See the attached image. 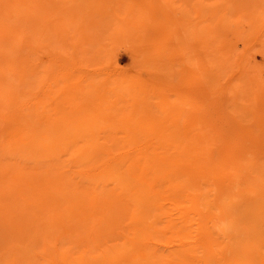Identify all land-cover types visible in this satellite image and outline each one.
I'll use <instances>...</instances> for the list:
<instances>
[{
  "label": "rangeland",
  "instance_id": "374dc122",
  "mask_svg": "<svg viewBox=\"0 0 264 264\" xmlns=\"http://www.w3.org/2000/svg\"><path fill=\"white\" fill-rule=\"evenodd\" d=\"M3 1V0H2ZM23 0H21V2H22ZM66 1V0H65ZM68 1V0H67ZM66 1V2H67ZM74 0H70V3H69V1H68V3L66 4L65 2H61V4H60V0H46L45 1V3H44V1L42 0H36V2L34 3V2H32L31 3V5H29L30 4V1H27V5L25 4V3H22V6H21V2H19V4H20V6L19 5H15V6H18V8H20V7H22V9H24L25 7V5L28 7V5H29V7L31 6V8H28V9H30V11H31V13H30V11L28 12L29 13V15H30V19H31V17L33 18V17H36V16H31L34 12L33 11H35V13H37L36 12V9H37V7H39L40 8V6H42V4L40 5L39 4V2L40 3H44L43 5H46V6H48V7H46V14H44V11H43V6H42V8H40V10H42L43 12H41V13H43V14H40V16L42 15L43 16V18H45V19H41L40 18V16L37 18L39 21L38 22H42V23H40V27H41V30L40 31H38L39 33L42 31V33H41V38L42 39H37V42L35 43L34 41H36L35 39L37 38L36 37V34H34V32H33V34H34V37H33V35L31 34L32 33V30L29 28L28 30H30L29 31V33L30 34H27L28 36H31L32 35V37H33V42L34 43H32V44H34L35 45V47H37L35 50H36V52H34L29 58L31 59V60H33V61H35V62H40V60H42V62H41V64H40V68L38 69L39 71H37V72H35V75H34V77H33V80L31 81V84H32V82L34 83V85H31L30 83H29V85H30V87L29 86H25V85H20L16 90H18V92H16V90H15V92H13L14 94V96L16 97V100L15 99H13V98H10V100L8 101L9 103H5L4 105L5 106H3V104L1 105L2 107H0V130L2 131H4L5 129H7V127L6 126H8V125H15L16 124V120L15 119H17V117L16 116H18V109H20L19 108V106L21 105V104H23V105H25L24 107H30L31 106V104L33 103V102H42V104H43V106H44V108L42 107V109H40V112H45V114H47L49 117H47V118H49V124H50V126H52V127H54V125L55 126H58L57 124H62V122L64 123V124H62V126H64V125H68V123H70V127L68 126V131L71 129L72 130V128H74L75 129V123H76V121L74 122V120L76 119V116L77 115H74V113H73V109H77V107L78 106H81L82 108L84 107L85 109H86V112H87V110H88V108H89V106L91 105L92 107H93V110H92V107H91V110H89V114H91V116L92 115H94V113L96 112V110H97V105H102L103 103H101L103 100V102H105V103H108V102H110L112 99H113V101L115 100V98L117 97L116 95H114L113 96V94H110V95H112V96H110L112 99L110 100V98H109V101L107 100L108 99V97L106 98V101H108V102H106L105 101V94H106V92L107 93H109L108 91H107V88H109V89H111V87L112 88H116V86H117V83L119 82V79L120 80H123V79H125V82H124V85L126 84V86H129V85H131V84H127V80H126V78L129 80V79H132L133 81H134V83H133V86L134 87H132V89L130 88V86H129V89L131 90V91H133V89H135V87H136V89L137 90H139V91H142L143 90V88H144V90H148L147 91V94H148V98L146 97V99H147V102L148 101H150V100H152V101H150L151 103L149 104V106L147 105V104H144V108L143 109H141L142 111H144V115H146L145 114V108H146V106L145 105H147V108H146V110H149V111H151L150 109H152V110H159V114H158V116L154 119H152L151 118V120L149 119V118H146V120L148 121L149 120V122L151 121V123L150 124H154L155 125V127H156V131L157 132H159L161 129H165V128H167V127H170V124L171 125H173V127L175 128L176 127V130L178 131V132H182V133H184V132H186L187 130L190 132H192L193 130L196 132V133H194L193 132V135L195 134H197V132L199 131V129H195V128H201V130H202V127H203V129H204V132H205V127H206V133L208 134L209 132L212 134L213 133V136H214V138H213V136L212 135H210V134H208L209 135V137L212 139V141L214 140H216L215 141V143H211V141L209 140V142H207V148L209 149H212L211 151H213V152H210V162H211V160H214V161H212L211 163H210V165L211 164H216L215 166H213V165H211V167H213V168H215L216 167V169H222V168H224V169H228V172H229V176H228V180H227V182H224V184H226V183H228V185H230V186H232V188H231V190H232V192L233 191H235V189H236V187H237V189H236V191L235 192H233L231 195H232V197H233V194L235 193V194H237V192L239 191V193H238V198L237 199H239L238 201H239V203L242 201V204L244 203V202H246L244 205H246V204H250L251 203V200L250 199H252L251 197H250V195H252V197L254 196L253 195V193L254 192H256V190H259V192L260 191H263L264 192V190H262V188L260 189L259 187H260V183H262V181H264V41H263V39H264V37H262L260 34H258V32L257 31H260L261 29L259 28V30L258 29H256V31H255V29H253L252 28V26H255V25H253L252 24V19L250 18V16L253 18V15H252V13H255L254 12V10L256 9L255 7H260L259 5H262V4H264V0L262 1V0H257L258 2V4L259 5H257V4H254V5H252L251 3L252 2H250V4L249 5H247V4H244V3H242L241 5L240 4H238L239 3V1H241V0H231V3L230 4H228V8H227V10L225 9V10H223L222 8H225L226 6L225 5H227V3H229V1L227 0H219V2H217L218 0H203L204 1V3H203V1H201V0H169V2L171 1V3H170V5L169 6H164L163 5V3L165 2V1H168V0H123L122 2H121V0H111V1H109V0H78L81 4H79V6L78 5H76V3L78 2L77 0L75 1V2H73ZM92 1H94L93 3H92ZM95 1H97V2H95ZM103 1V2H102ZM105 1V2H104ZM119 1V2H118ZM137 1V2H136ZM163 2V3H161V5H157V3L158 4H160L159 2ZM173 1V2H172ZM196 1V2H195ZM253 2H254V0H252ZM11 2V3H10ZM55 2H57L56 4H55ZM82 2H85L84 4L82 3ZM110 4H109V3ZM195 2V3H194ZM198 2H199V7H200V2L202 3V4H205L206 6H204L205 7V9H207V11L205 10V9H202V14H205L204 16L201 14V8H200V10H197L198 9ZM205 2H208V5H209V3H210V6H207V4L205 3ZM217 2V3H216ZM2 3V6L3 7H1L0 6V11L3 9V8H5V6H6V9H10V8H7V4H9V6L8 7H11L12 5H14V3H16V4H18V1L16 0H6V1H3V2H1ZM64 3V4H63ZM106 3V4H105ZM118 3H120L119 5H118ZM197 3V4H196ZM221 4V3H223V4H221L222 6L224 5V3H226L224 6L225 7H222L221 5H220V8L218 7L219 5H217V7L218 8H216V9H213V10H211L212 9V4H213V6L214 7H216V4ZM256 3V2H255ZM262 3V4H261ZM33 4V5H32ZM36 4H37V6H36ZM48 4V5H47ZM58 4H60V5H58ZM63 4V5H62ZM70 4V5H69ZM71 4H75V5H72L74 8H72V6H71ZM78 4V3H77ZM157 5V6H155V7H153V5ZM234 4V5H233ZM236 4H238L239 6H241V7H238V5H236ZM39 5V6H38ZM53 5V6H52ZM67 6V8H65V9H67V11H66V13H64L63 12V8L64 7H66ZM82 5V6H81ZM131 5V6H130ZM173 5V6H172ZM230 5H233V6H230ZM247 5L248 6V10L245 8V6ZM33 6V7H32ZM36 6V7H35ZM52 6V7H51ZM56 6V9L55 8H53V7H55ZM59 6V7H58ZM63 6V7H62ZM75 6H76V9H75ZM87 6V7H86ZM107 6V7H106ZM119 6V7H118ZM137 6H139V7H137ZM193 6H197L196 8H194ZM246 6V7H247ZM263 6V5H262ZM14 7V6H13ZM12 7V8H13ZM45 7V6H44ZM62 8L63 10H62V12L64 13V14H62V12H58L59 14H61V16L60 15H58V16H56V13H57V11L55 12L54 10H52L53 11V13H54V15L56 16V17H58V18H56L54 15H53V13H52V11L50 10L51 8H53V9H55V10H57V9H59V8ZM69 7L70 8H72V9H69ZM84 7V11H82L81 10V8H83ZM116 7V8H115ZM121 7V8H120ZM130 7H134V10H132V12H131V14H129V19H128V17L126 18V16H127V12H128V8L130 9ZM165 7V8H164ZM182 8V10H184V11H182L181 10V12H180V9ZM183 7H185L184 9H183ZM190 9H189V8ZM196 9V11L195 12H197L198 14H196L195 12H193L194 11V9ZM202 7V6H201ZM231 7H233L232 8V10H230V8ZM237 7V8H236ZM49 9V11H51L50 13H49V11L47 12V10ZM60 8V9H61ZM79 8V9H78ZM86 8V9H85ZM97 8V9H96ZM107 8L109 9V10H107ZM120 8V9H119ZM145 8V9H144ZM151 8V9H150ZM174 8V9H173ZM178 8H179V10H178ZM188 8V10H189V12H187L186 11V9ZM210 8V10H208ZM241 8H245L247 11H246V13H245V15H243L242 16V14L245 12V11H242L241 10ZM254 9V10H251V9ZM263 9H264V6L262 7ZM262 8H259V9H257V10H259V11H262L263 9ZM21 8H20V10H22ZM27 9V8H26ZM26 9H24V11L26 10ZM75 9V10H74ZM113 9L115 10L114 12H113ZM116 9H117V11H116ZM133 9V8H132ZM144 9V10H143ZM164 9V10H163ZM192 9H193V11H192ZM16 9L14 8V11H15ZM45 10V9H44ZM81 10V11H80ZM148 10H150V13H149V11ZM159 10V11H158ZM176 10V11H175ZM205 10V11H204ZM218 10V12H219V14H220V11L219 10H223L221 13H223L224 11H228V14L226 13V12H224L223 14L225 15V14H227L231 19H232V22H235V23H237V22H239V21H243V22H240L239 23V26H240V31H246L244 34L242 33V34H240V36H238L237 35V33L233 30V28H235L234 27V25L235 24H233L232 25V29H218V22L219 21H217L218 20V18H219V20H222V18H220L223 14H218V12H216ZM236 10V11H235ZM239 10H240V13H239ZM23 11V10H22ZM59 11V10H58ZM73 11V12H72ZM78 12V14H76L77 12ZM107 11V12H106ZM111 12L110 14H109V12ZM148 11V12H147ZM158 11V12H157ZM165 11H166V13H165ZM198 11H200V13L198 12ZM210 13H209V12ZM211 11H213L212 13H211ZM216 13H215V12ZM233 11V12H232ZM238 11V12H237ZM252 11V12H251ZM38 12H39V10H38ZM39 12V13H40ZM67 12H68V14H67ZM69 12H71L72 13V16L74 17H70L69 16V14H71V13H69ZM97 12V13H96ZM145 14H144V13ZM156 12V13H155ZM168 12H170V13H168ZM207 12V13H206ZM243 12V13H242ZM251 12V13H250ZM263 13H264V10L262 11ZM15 13H16V11H15ZM20 12H18V14H19ZM34 13V14H35ZM105 13V14H104ZM109 15H108V14ZM115 13V14H114ZM142 13H143V15H142ZM184 13H186V15L184 14ZM213 13H215L214 15H213ZM242 13V14H241ZM260 13V12H259ZM50 14V15H49ZM65 14H67V15H65ZM93 14H96V17H95V15L93 16ZM179 14V15H178ZM187 14H188V16H187ZM210 14V15H209ZM218 14V15H217ZM232 14V15H231ZM250 16H249V15ZM16 15H17V13H16ZM15 15V16H16ZM27 15V16H26ZM26 15H25V12L23 13V15H22V13H21V15H20V17H23V18H25V17H27L26 19L28 20V17H29V15L26 13ZM36 15V14H35ZM39 15V14H38ZM63 15H65V16H63ZM79 15V16H78ZM104 15H106V16H104ZM116 15V16H115ZM133 15V16H132ZM142 16V20H140L139 22H137L136 21V23H135V25L137 26H134V22H135V20H133V23L129 26L128 25V27H126V28H124L125 30H123V29H121V32L122 33H126V37L128 38V39H130V40H133L132 42H136L134 39H136V38H134L133 36H134V34H136V37L138 38L139 36H140V38H141V41H139V43H140V47H139V43H137L136 45L134 44V43H130V41H128L127 40V38H125V35H123V34H121V32H120V27H121V25H126L127 24V21H131L130 19H133L134 18V16L137 18H140L141 16ZM192 15V16H191ZM201 15H202V17H201ZM207 15H209V16H207ZM67 16L69 17V18H73V20H71V21H69V18H67ZM82 16H84L85 18H86V20H88L89 18H90V20H92L91 22H89V20L88 21H84L85 22V24H81L80 26H79V24H80V21L84 18H82ZM110 16V17H109ZM112 16H114V17H112ZM211 16H214V17H212L211 18ZM228 16H226L225 15V17H226V22H230L231 23V21H229V20H231L230 18H228ZM232 16V17H231ZM247 16H249V18L247 17ZM18 17V16H17ZM14 17V20L15 19H19L20 17ZM52 17V18H51ZM55 17V18H54ZM62 17H64V20L62 19V20H59V19H61ZM76 17V18H75ZM77 17H78V19L79 20H76L77 19ZM95 17V18H94ZM116 17V18H115ZM126 18V19H123V18ZM197 17V18H196ZM199 17V18H198ZM223 17V16H222ZM46 18H48V19H46ZM66 18L68 19L67 21H66ZM82 18V19H81ZM92 18V19H91ZM102 18V19H101ZM103 18H104V20H103ZM115 18V19H114ZM187 18H190L191 20H190V22L191 23H188V21H189V19H187ZM227 18H228V21H227ZM245 18V19H244ZM34 19V18H33ZM52 19V21H50ZM96 19V20H95ZM116 19H117V21H116ZM176 19V20H175ZM198 19V20H197ZM202 19V20H201ZM27 20H25V22H23V24H25L26 22H27ZM57 20H59L58 22H57ZM125 20V21H124ZM138 20V19H137ZM144 20H146V21H144ZM186 20V21H185ZM234 20V21H233ZM248 20H250L251 21V24H249V22L250 21H248ZM16 21V20H15ZM72 21L74 22V23H72ZM144 22V24H145V26L146 27H144V24H142V26L144 27V29H143V31H142V29H137L138 28V26L140 27V22ZM212 21V22H211ZM31 22V21H30ZM29 22V20H28V23L29 24H31ZM37 22V21H36ZM43 22H46V23H43ZM47 22H48V24H47ZM69 22H71V23H69ZM87 22H89V23H91V24H89V23H87ZM96 22V23H95ZM104 22V23H103ZM120 22V23H119ZM180 22V23H179ZM197 22V23H196ZM225 22V21H224ZM82 23V22H81ZM98 23V24H97ZM125 23V24H124ZM212 23V24H211ZM216 23V24H215ZM18 24H20V22L18 23ZM28 24V25H29ZM47 24V25H46ZM61 24H64V25H61ZM72 24V25H71ZM87 24V25H86ZM98 26H97V25ZM183 24V25H182ZM187 24H188V26H187ZM206 24V25H205ZM220 24V23H219ZM240 24H242V25H240ZM25 25H27V23L25 24ZM24 25V26H25ZM45 25V26H44ZM60 25V26H59ZM69 25V26H68ZM78 25V26H77ZM94 25V26H93ZM180 25V26H179ZM21 26H23L22 24H21ZM23 26V27H24ZM37 26H38V24H37ZM39 26H38V28H39ZM43 26H44V28H45V30H44V28H43ZM56 26H57V28L58 29H63V28H65V30L67 29V31L66 32H64V34L63 35H60L59 33H56L54 30H51V29H53L54 27L56 28ZM63 26V27H62ZM87 26V27H86ZM90 26V27H89ZM97 26V27H96ZM205 26V27H204ZM217 26V27H216ZM22 27V28H23ZM46 27H47V29H48V27H49V30H47L46 29ZM67 27V28H66ZM112 27V28H111ZM142 27V28H143ZM181 29H180V28ZM43 28V29H42ZM96 28V29H95ZM197 28L199 29L198 30V32L197 31H195L194 29H196L197 30ZM206 28V29H205ZM224 28V27H223ZM82 31V33L84 34L83 35V41H84V43H83V41H80V43L82 42V44H80L79 42H78V40H79V37H81V35H82V33H81V31ZM84 29H85V32H84ZM136 30V32H135V30ZM145 29H147V30H145ZM183 29V30H182ZM201 29V30H200ZM208 29L210 30L211 29V31H208ZM2 30V29H1ZM20 30H24V29H20ZM44 30V31H43ZM56 30V29H55ZM116 30H118V31H116ZM134 30V31H133ZM218 30V31H217ZM236 30V29H235ZM49 31V33H47ZM55 33H54V32ZM58 31V30H57ZM70 31V32H69ZM79 31V32H78ZM91 31V32H90ZM103 31V32H102ZM124 31H126V32H124ZM137 31H138V33H137ZM141 31V32H140ZM144 31L146 32L145 34V36L143 35V33H144ZM179 31V32H178ZM183 31V32H182ZM191 31V32H190ZM249 31V32H248ZM2 32H4V31H2ZM2 32L0 31V33H1V35H2ZM20 32V31H19ZM19 32H17V33H19ZM22 32V31H21ZM37 32V33H38ZM128 32H130V34L128 33ZM150 32V33H149ZM193 32V33H192ZM213 32V33H212ZM218 32V33H217ZM66 33V34H65ZM69 33V34H68ZM97 33V34H96ZM101 33V34H100ZM118 33V34H117ZM132 33V34H131ZM197 33L199 34V33H201L200 35H199V37H198V35H197ZM206 33V34H205ZM209 35H208V34ZM222 33V34H221ZM224 33V34H223ZM229 33V34H228ZM254 33V34H253ZM47 34H48V36H47ZM56 34V35H55ZM73 34V35H72ZM81 34V35H80ZM155 34V35H154ZM183 34H185L187 37L189 36V37H192V38H187L186 40H188V43H186L185 42V38H184V42H181V41H183V38L181 37ZM205 34V35H204ZM213 34H215V35H213ZM221 34V35H220ZM255 34H256V36H255ZM52 35V36H51ZM69 35V36H68ZM76 35V36H75ZM181 35V36H180ZM185 35H183V36H185ZM217 35V36H216ZM223 35V36H222ZM260 35V36H259ZM5 35L3 34V37H4ZM24 37L22 38L23 40H24V38H25V36H26V34L25 35H23ZM38 36V35H37ZM44 36V37H43ZM185 36V37H186ZM195 36V37H194ZM204 36H208V37H206V38H209V44L207 45V47L208 48H205L206 50L207 49H209V52L208 51H206L207 53H211V54H208L207 55V53L206 52H204L205 51V49H203L206 45H202V41L200 40L201 38H203ZM210 36V37H209ZM2 37V38H3ZM107 39H106V38ZM146 37V38H145ZM155 37V38H154ZM182 39H181V38ZM242 37V38H241ZM5 38V37H4ZM50 38V39H49ZM64 38V42L63 41H61V39H63ZM68 38H69V40H68ZM82 38V37H81ZM109 38H110V40H109ZM150 38V39H149ZM153 38V39H152ZM200 38V39H199ZM213 38V39H212ZM54 39V40H53ZM58 39V40H57ZM91 39H99V41L97 40L96 42H94L93 40V42H94V46H96L97 45V48H94V46H93V48L91 47L92 45H91V43L93 44V42L91 41L90 43H89V40H91ZM145 39V40H144ZM181 39V40H180ZM193 41H192V40ZM244 39V40H243ZM253 39V40H252ZM4 40V39H3ZM22 40V41H23ZM67 40H68V42H67ZM81 40V39H80ZM126 40L128 41V43H129V46H131V47H129V46H127L128 44L126 43ZM203 41H204V39H202ZM219 40V41H218ZM243 40V41H242ZM39 41V42H38ZM46 41V42H45ZM101 41V42H100ZM116 41V42H115ZM119 41H121L120 43H122V44H118V42ZM123 41V42H122ZM193 42V44L191 43V42ZM224 41V42H223ZM249 41V42H248ZM40 42H42V46L41 47H39V45H41L40 44ZM45 42V43H44ZM69 42H71V44L69 43ZM73 42H74V44H73ZM77 42V43H76ZM86 42V43H85ZM113 42V44L112 45H110V43H112ZM157 42H159V44L157 43ZM190 42V43H189ZM205 42V41H204ZM244 42V43H243ZM97 43H99V44H97ZM116 43V44H115ZM124 43V44H123ZM143 43H144V45H143ZM157 43V44H156ZM185 43V44H184ZM207 43H208V41H207ZM206 43V44H207ZM210 43H211V45H210ZM233 43H234V45H233ZM246 43H248V44H246ZM48 46H47V45ZM55 44V45H54ZM70 44V45H69ZM87 44H89V46L87 45ZM105 44V45H104ZM154 44V45H153ZM191 44V45H190ZM219 44V45H218ZM224 44V45H223ZM236 44H238V46L236 45ZM36 45H38V46H36ZM49 45H51V46H49ZM80 45H81V47H80ZM187 45H188V47H187ZM245 45V46H244ZM44 46H46V47H44ZM56 46V47H55ZM66 46V47H65ZM99 46V47H98ZM134 46H135V49H134V51L135 52H139L140 53V55H134V54H136V53H134L133 52V54H131V52L133 51V48H134ZM193 48H192V47ZM202 46H203V48H202ZM213 46V47H212ZM218 46V47H217ZM239 47V49L237 48L236 49V47ZM6 47V46H5ZM43 47V48H42ZM59 47V48H58ZM88 47H89V49H90V51H86V49L87 50H89L88 49ZM104 47H105V51H106V49L108 50V54L105 52L104 53ZM107 47V48H106ZM125 49H124V48ZM143 47H144V49H143ZM220 47V48H219ZM235 47V48H234ZM244 47H246V48H244ZM1 48V47H0ZM55 48V49H54ZM74 48V49H73ZM79 48H81V49H79ZM85 48V49H84ZM120 48H122V49H120ZM140 48V49H139ZM189 50H188V49ZM6 49V48H5ZM67 49V50H66ZM76 49V50H75ZM83 49V51H85L84 53H83V51H80V50H82ZM91 49H93V50H96V52L95 51H93V52H91L92 50ZM117 49H119V50H117ZM157 49V50H156ZM235 49V50H234ZM244 49V50H243ZM2 50V49H1ZM24 50H25V52H24ZM24 50H22L21 52H19L20 54H21V56H22V54H23V56H25L24 55V53L27 55L28 53H29V48H25ZM27 50V51H26ZM75 50V51H74ZM77 50H79V51H77ZM140 50H141V52H140ZM164 51L165 52V54L167 53V55H163V54H158V52H160V51ZM180 50H182V51H180ZM191 50V51H190ZM203 50V51H202ZM234 52H233V51ZM238 50V51H237ZM66 51H69V53L71 54H67V52ZM99 51V52H98ZM109 51H110V53H109ZM114 51V52H113ZM116 51V52H115ZM152 51V52H151ZM154 51V52H153ZM187 51V52H186ZM240 51V52H239ZM244 51V52H243ZM26 52H28V53H26ZM97 52H98V54H97ZM113 52V53H112ZM137 52V53H138ZM151 52V54H147V53H150ZM3 53L4 52H2L1 54H0V60H3L4 61V59L2 58L6 53H4V55H3ZM37 53H38V55H37ZM53 53H55L56 55H53ZM66 53V54H65ZM115 53V54H114ZM183 53H185V54H183ZM195 53V54H194ZM205 53V54H204ZM233 53V54H232ZM244 53V54H243ZM14 54H16V53H13L12 55H14ZM20 54H18V57H20ZM82 54H85V56H91L89 59H91V60H87V59H85V56H83ZM97 54V55H96ZM236 54V55H235ZM243 54V55H242ZM11 55V56H12ZM17 55V54H16ZM53 55V56H52ZM78 55V56H77ZM114 55V56H113ZM144 55H147V59L145 58V56ZM153 56L152 58H153V60H152V62L151 63H149V57L150 56ZM162 55V56H161ZM171 55H172V57H171ZM211 55V56H210ZM217 55V56H216ZM233 55V56H232ZM76 58H75V57ZM100 57V59H99V57ZM111 56H113V57H111ZM137 56H139V57H137ZM149 56V57H148ZM161 56V57H160ZM164 56H166V58L164 59ZM227 56V57H226ZM230 56V58L228 59V57ZM232 56V57H231ZM235 56V57H234ZM242 58H241V57ZM5 57H6V55H5ZM4 57V58H5ZM101 57H104L103 59H101ZM106 57H107V59H106ZM108 57H110L109 59L110 60H108ZM116 57V58H115ZM137 57V58H136ZM156 57V58H155ZM192 57V58H191ZM194 57V58H193ZM212 57H214L213 59H212ZM239 57V58H238ZM246 57V58H245ZM9 58H11V57H9ZM9 58H7V59H9ZM75 58V59H74ZM112 58L115 60V63L114 62H112ZM144 58V59H143ZM155 58V59H154ZM207 58V59H206ZM216 58V59H215ZM238 58V60H236ZM6 59V58H5ZM12 59V58H11ZM14 59H18L19 60V58H16V57H14ZM143 59V60H142ZM147 61H146V60ZM158 59V60H157ZM200 59V60H199ZM212 61H211V60ZM234 59V60H233ZM242 59V60H241ZM10 60V59H9ZM13 60V59H12ZM18 60H14L13 61V63H16V62H19ZM38 60V61H37ZM65 60V62H63ZM74 60V61H73ZM80 60V61H79ZM82 60V61H81ZM84 60V61H83ZM137 60H138V62H139V64H138V62H137ZM162 60H164V61H161ZM215 60V61H214ZM217 60V61H216ZM240 60V61H239ZM51 61V62H50ZM111 61V62H110ZM159 61V62H158ZM187 61V62H186ZM200 63H199V62ZM74 62V63H73ZM86 62H87V64H86ZM140 62H141V64H142V67L145 65V67L142 69V67H141V64H140ZM158 62V64L157 65H159L160 64V62L164 65V63H165V66H163L162 64V68L161 67H159L161 70L159 71V69L157 70V66H156V69L154 70V63L156 64ZM212 62V63H211ZM228 62V63H227ZM231 62H235V64H231ZM240 62V63H239ZM246 62V63H245ZM67 63V64H66ZM113 63V64H112ZM136 63V64H135ZM152 63H153V65H152ZM68 64H72V66L70 65V67H69V65ZM150 64V65H149ZM210 64V65H209ZM244 64L247 66V67H245L244 66ZM160 65V66H161ZM171 65V66H170ZM201 65V66H200ZM7 66H9V65H7ZM127 66V67H126ZM148 66V67H147ZM169 66V67H168ZM213 66V67H212ZM240 66H242V67H240ZM76 67V68H75ZM134 67V68H133ZM139 67V68H138ZM153 67V69H151ZM166 67V68H165ZM173 67V68H172ZM178 67V68H177ZM184 67V68H183ZM189 67V68H188ZM207 67V70L206 69H204V68H206ZM244 67V68H243ZM254 67V68H253ZM126 68V69H125ZM164 68V69H163ZM183 68V69H182ZM242 68H243V70H242ZM257 68V69H256ZM52 69V70H51ZM149 69H151V70H149ZM169 69H172L171 71H169L170 73H168V70ZM191 69V70H190ZM259 69V70H258ZM42 70V71H41ZM51 70V71H50ZM63 70V71H62ZM152 70H154V72L152 71ZM166 70H167V73H166ZM201 70V71H200ZM206 70V71H205ZM11 71V70H10ZM65 71H68V72H65ZM191 71H192V73H191ZM205 72V74H204V72ZM229 71V72H228ZM253 71V72H252ZM14 72V71H13ZM157 72V73H156ZM172 72V73H171ZM240 72V73H239ZM257 72V73H256ZM11 73H12V71H11ZM44 73V74H43ZM66 73H67V77L65 78V79H67L66 81L65 80H63L64 78H62L63 76H65L66 75ZM112 73L115 75V76H112ZM203 73V74H202ZM207 73V74H206ZM8 74H10V72L8 73ZM111 74V75H110ZM150 76H149V75ZM164 76H163V75ZM169 74V75H168ZM191 75L192 74V76H193V74H194V76L192 77V76H189L188 77V75ZM13 75V76H12ZM84 77H83V76ZM96 75V76H95ZM109 75V76H108ZM168 77H167V76ZM186 75V76H185ZM9 76V75H8ZM58 76H59V78H58ZM71 76H72V78H71ZM91 76V77H90ZM101 78H100V77ZM158 76V77H157ZM170 76H172V77H170ZM213 76V77H212ZM252 76H254V78L252 77ZM10 77H12L11 78V80L13 81L14 79H15V81L14 82H17L16 81V78L14 77V73L13 74H11V76ZM35 77H36V79H35ZM37 77H39V78H37ZM97 77H99L100 79H98ZM113 77V78H112ZM124 77V78H123ZM170 77V78H169ZM184 77H186V78H184ZM69 78V79H68ZM71 78V79H70ZM89 78V79H88ZM109 78V79H108ZM110 78H111V80L113 79L114 81L112 82V83H114L112 86H108L107 87V85H110V84H112L111 83V81H109L110 80ZM135 78H137L138 79V81H137V79L135 80ZM162 80H161V79ZM171 78H173V79H171ZM204 78V79H203ZM213 78V79H212ZM42 79V80H41ZM56 79H57V81H56ZM91 79V80H90ZM101 79H103L104 80V82H103V80H101ZM106 79V80H105ZM182 79V80H181ZM188 79H190V80H188ZM195 81H194V80ZM196 79L198 80V83H197V81H196ZM199 79L201 80L200 82H199ZM208 79V80H207ZM250 79V80H249ZM35 80H38V81H36L37 82V84H35L36 82H34ZM58 80H59V82H61L60 84H59V82H58ZM210 80V81H209ZM213 80V81H212ZM224 80V81H223ZM87 83H86V82ZM92 81H94V82H97V83H95V86L98 84V87H102V86H100V83L99 82H101V85H103V87H104V83H105V91H103V90H101L100 88V90L98 91V90H96V88H98V87H95L94 85V87H95V89H85L84 91H83V89L85 88V85H84V83H86L87 84V87L89 86L88 85V83L89 82H92ZM105 81H108V83L107 82H105ZM130 81V80H129ZM128 81V82H129ZM132 81V82H133ZM160 81V82H159ZM165 81H167V82H165ZM183 81V82H182ZM206 81H208V82H206ZM58 82V84H55V83H57ZM65 82V83H64ZM131 82V81H130ZM129 82V83H130ZM137 82H139V83H137ZM142 82H143V84H142ZM176 82H177V84H176ZM213 82V83H212ZM76 83H78V84H76ZM103 83V84H102ZM147 83V84H146ZM165 84V85H163L162 86V84ZM187 83H188V86H185V85H187ZM197 83V84H196ZM135 84V85H134ZM145 84V85H144ZM155 84V85H154ZM183 84V85H182ZM201 84V85H200ZM72 85H76V86H78V88H76L75 90H76V93H75V96H77V97H75V96H73V99H74V102H72V103H70V102H65L66 101V98H69L70 96V94L68 95V94H63V93H61V94H59L60 93V91H61V89H62V87H63V89H64V87L65 88H68V87H71ZM123 85V86H124ZM143 85L145 86V87H143ZM171 85V86H170ZM193 86V87H190V86ZM211 85V86H210ZM213 85H214V87H213ZM218 85V86H217ZM60 86H61V89H60ZM68 86V87H67ZM81 86H83V89H81ZM93 86H92V88H93ZM153 86H154V88H153ZM159 88H158V87ZM176 88H175V87ZM185 86V87H184ZM198 88H197V87ZM260 86V87H259ZM24 87H26V90H28V92H29V94H25V91L23 92V90H24ZM125 87V86H124ZM149 87V88H148ZM166 89V90H164V88ZM167 87L169 88V89H171V90H174V91H171V90H168L167 89ZM179 87H181V88H179ZM200 87H201V92H202V94H201V92L199 91L200 90ZM81 90H80V89ZM89 88H90V86H89ZM148 88V89H147ZM158 88V89H157ZM161 88H162V90H161ZM173 88H175V89H173ZM191 88V89H190ZM207 88V89H206ZM217 88V89H216ZM60 91H59V90ZM157 89V90H156ZM179 89V90H178ZM183 89V90H182ZM186 89V90H185ZM208 91V90H210L209 92H207L206 90ZM52 90H54V91H59V93L56 91L55 93H54V91H52ZM89 90H90V96H89ZM95 90V91H94ZM155 90V91H154ZM175 90H176V92H175ZM205 90V91H204ZM97 91V92H96ZM101 91H103V93H104V98H101V97H103V93L101 92ZM123 91H125V92H123ZM131 91H129L128 90V88L127 87H125V89H121V94H125V93H127L128 94V96L127 95H125L124 97H127V98H122V101L123 102H121V97L119 98V103H120V105L118 104V106H120V107H127V110H128V112H130V113H132L133 112V106H134V104H136V103H131L130 102V100L131 99H129L130 98V92ZM160 91V92H159ZM163 91V92H162ZM167 91V95H169V96H167L166 95V92ZM170 91V92H169ZM178 91V92H177ZM195 91V92H194ZM84 92H85V94H84ZM100 92V96L98 95V93ZM123 92V93H122ZM134 93H135V91H133ZM162 92V93H161ZM168 92L169 93H171V94H168ZM180 92H181V94H180ZM187 92H188V97L186 96L187 95ZM190 92V93H189ZM192 92H194V94H191ZM80 93V94H79ZM83 93V94H82ZM93 93H94V95H93ZM110 93H112V92H110ZM138 93H140V92H138V91H136V93L135 94H138ZM160 93V94H159ZM164 93H165V95H166V97H170V95H172L174 98H172V97H170L169 99H167L166 97H165V95H164ZM173 93V94H172ZM178 93V94H177ZM204 93V94H203ZM261 93V94H260ZM17 94H19V97L17 96ZM120 94V95H121ZM183 94H185V95H183ZM189 94L191 95V97L189 96ZM57 95H58V98H57ZM62 95V96H61ZM68 95V96H67ZM96 95H97V98H96ZM106 95H108V94H106ZM175 95V96H174ZM180 96V95H182V97L180 98V97H178V96ZM92 96H93V98H92ZM121 96H123V95H121ZM137 97H138V95H136ZM52 97H53V99H52ZM60 97V98H59ZM65 97V98H64ZM81 97V98H80ZM94 97H95V100L93 101V99H94ZM153 99H152V98ZM162 97V98H161ZM178 99L177 101H176V98ZM207 97V98H206ZM211 97V98H210ZM89 99L88 100V104H87V99ZM101 98V99H100ZM139 98H141V97H139ZM150 98V99H149ZM54 99L56 100V101H54ZM97 99H99V100H97ZM103 99V100H102ZM149 99V100H148ZM165 99H167V100H165ZM171 99V101H169ZM207 99V100H206ZM3 99H0V102L2 101ZM53 100V101H52ZM81 100H83V102L81 101ZM125 100V101H124ZM157 100V102H154V101H156ZM97 101V102H96ZM98 101H100V102H98ZM112 101V102H113ZM209 101V102H208ZM63 102H65V103H63ZM85 102V103H84ZM94 102H95V104H94ZM126 102V104H124V105H122V103H125ZM130 102V103H129ZM184 102V104H183V106H182V103ZM208 102V103H207ZM236 102V103H235ZM238 102V103H237ZM56 103V104H55ZM83 103V104H82ZM93 103V104H92ZM101 103V104H100ZM153 103V104H152ZM158 103H160V104H158ZM174 103V104H173ZM177 103V104H176ZM54 104V105H53ZM80 104V105H79ZM97 104V105H96ZM110 104V103H109ZM109 104H107V105H109ZM131 104H133V106L131 105ZM241 104V105H240ZM48 105V106H47ZM59 105H61V107L59 106ZM70 105V106H69ZM83 105V106H82ZM87 105V107H85ZM94 105V106H93ZM105 104H103V106H104ZM130 105L132 106V107H130ZM141 105V104H140ZM160 105V106H159ZM178 105H180V108L179 109H177L176 108V106H178ZM197 105H199L201 108L203 107L204 108V111H206L208 114V117H206L205 115H203L201 118H200V122H201V124H202V122H203V124H205V126H203V125H200V127H199V123L198 124H196V119H197V112H198V110H197ZM65 106V107H64ZM70 108H69V107ZM72 106V107H71ZM102 106V107H103ZM158 106H159V108H158ZM162 106V107H161ZM163 106H165V107H167L166 109V111L164 112V111H161V109L163 108ZM172 106V107H171ZM187 106V107H186ZM193 106H195V107H193ZM245 106V107H244ZM247 106V107H246ZM64 107V108H63ZM110 107V106H109ZM108 107V108H109ZM130 107V108H129ZM137 107H139V104L137 105ZM152 107V108H151ZM160 107H161V109H160ZM179 107V106H178ZM27 108V109H28ZM52 108V109H51ZM55 108H57V109H55ZM60 108H61V110H60ZM66 108V109H65ZM83 108V109H84ZM96 108V109H95ZM111 108V107H110ZM109 108V110H111ZM26 109V110H27ZM64 109V110H63ZM84 109V110H85ZM90 109V108H89ZM95 109V110H94ZM105 109H106V106H105ZM104 109V111H105V113L104 114H107L108 113V115H109V113H111V114H114V112L113 111H115V109H116V107H115V109H114V107H112V111L110 112L108 109H106L105 110ZM114 109V110H113ZM163 109H165V108H163ZM162 109V110H163ZM216 109V110H215ZM47 112H46V111ZM60 110V111H59ZM66 110V111H65ZM108 110V111H107ZM127 110L125 111L124 110V112H126V114H129V113H127ZM130 110V111H129ZM51 111V112H50ZM55 111V112H54ZM71 111H72V113H71ZM148 111V112H149ZM160 111H161V113H160ZM254 111V112H253ZM256 111V112H255ZM66 112H67V114H66ZM68 112H70V113H68ZM85 112V113H86ZM91 112V113H90ZM157 112V111H156ZM218 112V113H217ZM84 113V114H85ZM118 113V111H116V114ZM142 113L143 112H141L140 113V115L141 116H139V113L135 116V118L137 117L138 118V116L139 117H142ZM209 113H210V115H209ZM53 114V115H52ZM73 114V115H72ZM161 114V116H159ZM206 114V113H205ZM143 115V116H144ZM242 115V116H241ZM36 116V117H35ZM38 115H34V118H35V120L36 119H38ZM68 117V118H67ZM75 117V118H74ZM70 118H74L72 121H73V123L71 122V121H68V123H66L67 121L66 120H69ZM144 118V117H143ZM199 118V117H198ZM205 118H208L207 119V121L206 120H204ZM5 121H4V120ZM50 119H51V121H50ZM52 119H53V121H52ZM2 120V121H1ZM45 120H48V119H45ZM80 120H83V118H79L78 119V121H80ZM102 120V119H101ZM136 121V120H135ZM191 121V122H190ZM2 122V123H1ZM44 122H46V121H44ZM43 122V123H44ZM50 122H52V124L53 125H51V123ZM54 122V123H53ZM58 122V123H57ZM213 122H214V124H216L215 126L213 125ZM32 124V126L34 125V127H36V130L34 129V131H29V134H30V132L32 133L31 135H30V138L28 137V134H27V136L26 137H28L29 139H27V138H25V143L29 140L30 141V139H33V132H36L37 131V126L38 125H40V124H42V122L40 123H37L36 121H35V123H37V124H35V123H33V122H31ZM57 123V124H56ZM101 123L104 125V123H105V125H107L108 124V121L106 122V120L105 121H101ZM133 123H136V124H139V121H137V122H134L133 121ZM132 123V124H133ZM146 123H148V122H146ZM161 123V124H160ZM169 123V124H168ZM179 123V124H178ZM195 124V125H192V124ZM207 123H209V125H210V123H212L211 125H213L214 127H216V128H214L213 126H212V128H213V130H219L218 132L217 131H215V132H211V131H213L212 129L210 130V128H211V126L209 127V125H207ZM163 124H164V126H163ZM207 125V126H206ZM31 126V127H32ZM60 126V127H59ZM57 128L55 127L54 129H51V128H49V130H46V132H47V135H49L50 137L52 136V138H53V140L56 142V144L54 145L53 144V146H52V139L51 138H49V139H51V140H49V141H47L49 144L48 145H50L51 144V146H49V147H51L50 149H49V147L48 148H45V146H44V144H39V146L37 145H31L32 143H30V142H28L29 144H30V148H29V151H27V153H29V152H31L32 150L34 151V148L36 147V152L38 151V153L36 154V161H34V160H32V159H28V161L27 160H25V161H23V159H21L19 156L20 155H17V156H15V159L13 160H11V163H12V165H13V163L16 161L17 162V165L20 163L19 161H20V159L22 160L21 162V167L22 166H24L25 164H26V166L28 167V169L29 170H27V168L25 169V170H23V171H20V170H18V168L16 169H13L12 168V170L10 171L9 170V172L11 173V175H13V173L14 172H23L24 174H23V176H24V180L23 181H25L26 183H27V179H28V181H30L31 182V180L30 179H32L33 181V184H34V182H35V184L37 185L38 184V182H40V181H38L37 182V180H41L42 178H44L45 177V175L46 176H49V174H50V178L52 177V176H55L56 175V173H60V172H64V174L63 175H66V178H65V176H64V178L66 179V180H68L69 178H70V182H72V180H74L73 182H72V184H73V187H70V186H68L67 187V189L65 190V192L66 191H69V196H74V197H78V195L80 196V194L82 195V196H80V197H78L77 199L78 200H74V199H72V200H70L69 201V199L68 198H65V197H63L64 196V194H62V195H59L60 193L58 192V196L60 197L59 199H60V201L61 202H67V203H69L68 204V206H70V205H73V203H78L79 202V204H80V202H82V200L84 201V203H87L86 205L87 206H94V207H92V209H93V211H92V209H89V210H91V211H89L90 212V214H93V212L95 211V209H100V207H99V205H97V206H95V205H93L91 202H93L92 200H90V198H92L97 192H99L100 190V192L98 193V194H100L101 192H103L102 191V187L100 188V190L98 191L97 189H99V187L102 185V186H104L103 185V181H102V183L98 186V185H92L91 183H93L94 184V181H92V180H86V181H83L84 179L83 178H85V177H81V176H76L75 175V172H76V174L78 173V172H83V173H85V174H89V175H94V173H95V175H97V173L100 171V169H103V165H102V162H103V160H105V157L107 156V157H109V155H107L106 153H105V147L101 144V143H103L104 141L105 142H108V141H106L108 138H107V136L108 137H111V133L109 134L108 133V131L109 132H111V130L109 129V130H105L104 132L103 131H100L101 130V128L100 129H96V135L94 134V136L92 135H90V136H88V134H87V137H90V139H87L86 140V136H83V138H80L79 140H86L88 143H89V141H90V143H91V141H92V144H88V143H84L83 141H82V143H84V145L82 144V145H80V141H77V143H78V145H80V148H79V151H80V149H81V147H82V150L80 151V153H79V151H78V154H81V155H83V152H84V155L86 156V157H89V160L91 159V158H95L96 159V157L98 158V159H93V161H95L96 163H91V162H93L92 160H90V162L87 160V158L85 157V156H83V158L82 159H84V157H85V159H86V161H87V163L91 166V164H93V167H95L94 169H92V170H90V168H87L88 167V165H86L87 163H86V161L83 163V160H82V162H79V166H77V167H74L73 166V164H74V162H71V161H74L73 159H74V157H78V156H76L75 154H77V153H75V154H73V155H71L72 153H74L73 152V150L76 148V150L78 149V147L79 146H77L76 145V143H72L73 141H75V140H73L74 139V137H72L71 139L73 140V141H71L70 140V145H71V143L73 144V145H69V143H68V145H67V143H64L63 141V139L61 138V137H59V134H61V130H64V129H66L67 127H62L61 125H59ZM177 126H179V128L177 127ZM202 126V127H201ZM5 128V129H4ZM208 128H209V131H208ZM73 129V130H74ZM69 131V133L70 134H72V136L74 135V132H73V130L72 131ZM0 131V132H1ZM85 131V130H84ZM84 131L83 132H81V134L82 133H84ZM99 132V134H97L98 132ZM208 131V132H207ZM216 132H217V134H216ZM221 132V133H220ZM2 133V134H1ZM0 133V144L4 147V135L6 134V132H4V135H3V132H1ZM108 133V134H107ZM118 133H120L121 135H118V137L117 138H120V137H122V135L124 134L121 130L118 132ZM123 133V134H122ZM219 133L222 135H219ZM106 134V135H105ZM216 134V135H215ZM55 135V136H54ZM98 135V136H97ZM104 135V136H103ZM116 134H115V136H117ZM215 136H217V137H215ZM55 137H58V138H61V140H62V144L60 145V144H58V143H60V139H57V141L54 139ZM69 137H70V135H69ZM103 137V138H102ZM104 137H105V139H104ZM221 137V138H220ZM94 138H95V140H94ZM141 139H145V138H139L138 139V142L139 143H136L138 146H136V147H138V149H139V147H140V149H142L143 148V146H141L140 145V143L141 144H143V141L141 140ZM220 141V142H218V140ZM222 139V140H221ZM99 140V141H98ZM66 141V140H65ZM69 141V140H68ZM94 141H96V142H94ZM103 141V142H102ZM17 142H19V141H17ZM51 142V143H50ZM67 142V141H66ZM98 142H99V144H98ZM218 142V143H217ZM28 143H26V144H28ZM93 143H96L95 144V146H94V144ZM110 142H108V144H109ZM208 143H210L209 145H208ZM25 144V145H26ZM104 144V143H103ZM107 144V143H106ZM135 144V145H136ZM75 145H76V147H75ZM90 146V148H88L89 146ZM93 145V146H92ZM102 145V146H101ZM144 145V144H143ZM219 145V146H218ZM32 146V147H31ZM69 146V147H68ZM92 146V147H91ZM127 146V147H126ZM126 146L124 145V148H125V152H121V153H119L120 154V156L119 157H121V155H123V153L125 154L126 152L128 153V149L129 148H131L132 147V145H131V147H130V145H129V148H128V144H126ZM134 146V145H133ZM27 146H25V148H24V150H28V148H26ZM58 147H60V150H59V153L57 152V151H55V150H57V148ZM64 147L67 149V151H66V149H65V153H61L62 151H63V149H64ZM70 147H72V150H71V153H68V152H70L69 151V149H70ZM84 147V148H83ZM104 147V148H103ZM121 147H123V146H119V150L120 149H122ZM213 147V148H212ZM63 148V149H62ZM85 148H88V150H86ZM91 148H94V150H92V152L94 153V154H91L92 155V157H91V155H90V152H91ZM96 148V149H95ZM101 148H103V149H101ZM126 148H128L127 149V151H126ZM134 148V147H133ZM174 148V147H173ZM206 148V149H207ZM32 149V150H31ZM42 149V150H41ZM49 149V150H48ZM52 149V150H51ZM117 149V148H116ZM116 149L114 148L113 149V151H115L114 153H118L117 151H118V149H117V151H116ZM55 151V153H54V151ZM75 150V151H76ZM131 150V149H130ZM133 150V149H132ZM173 150H175V149H172V151ZM51 151H52V155H54V157H55V159L52 157V155H51V157H50V154H51ZM170 151V150H169ZM230 151V152H229ZM25 152V151H24ZM39 152H42V153H39ZM77 152V151H76ZM87 152V153H86ZM97 152V153H96ZM135 152V151H134ZM171 152V151H170ZM205 152H208V151H205ZM242 152H243V154H242ZM0 153H3L2 151H0ZM31 153H33V152H31ZM44 153V154H43ZM46 153V154H45ZM68 153V154H67ZM89 153V154H88ZM113 153V152H112ZM126 153V154H127ZM204 153V152H203ZM214 153V154H213ZM44 156H43V155ZM47 154H48V156H47ZM56 154H58L59 155V158L56 156ZM88 154V155H87ZM95 154H97V156L95 155ZM101 154H102V156H101ZM208 154H209V152H208ZM211 154L213 155V156H211ZM245 154V155H244ZM40 155H41V157H40ZM96 157H95V156ZM104 155H106V156H104ZM111 155H114V154H110V157L109 158H111V160H112V158H114V156H111ZM206 156H204V157H208L207 156V154H205ZM247 155L249 156V157H247ZM251 155V156H250ZM38 156H39V159H38ZM100 156H101V158H100ZM117 156H118V154H117ZM116 156V154H115V158L117 157ZM61 157V158H60ZM72 159H71V158ZM212 157V158H211ZM76 158H75V160H76ZM79 158V157H78ZM104 158V159H103ZM118 158V157H117ZM16 159H18V160H16ZM34 159V158H33ZM45 159V160H44ZM103 159V160H102ZM6 160H8V162H9V160L10 159H5V160H3V161H1V163H6L7 161ZM31 161V163H29L30 161ZM38 160V161H37ZM79 160V159H78ZM81 160V159H80ZM79 160V161H80ZM98 160L101 162V160H102V162H101V164L98 162ZM111 160H108V163H111L112 161ZM249 160V161H248ZM32 161H34V162H32ZM106 161H107V159L105 160V163H106ZM111 161V162H110ZM207 161V160H206ZM15 162V163H16ZM19 162V163H18ZM24 162V163H23ZM14 163V164H15ZM42 163V164H41ZM68 163H71V165L70 164H68ZM76 163V162H75ZM86 163V164H85ZM100 164L99 166H98V164ZM207 163H208V161H207ZM249 163V164H248ZM40 164H41V166H40ZM78 163H76V165H77ZM84 165V167H83V165ZM97 164V165H96ZM107 164V163H106ZM242 165V166H240V165ZM38 165V166H37ZM105 165V164H104ZM225 165H229L228 167L227 166H225ZM243 165H244V167H243ZM87 166V167H86ZM89 166V167H90ZM96 166L98 167V168H96ZM230 166H232V169H231V167ZM246 166V167H245ZM248 166H250V167H248ZM14 167V166H13ZM41 167V168H40ZM61 167V168H60ZM86 167V168H85ZM99 167H102V168H99ZM210 167V168H211ZM218 167V168H217ZM238 167H242L241 169H238ZM34 168V169H33ZM37 168V169H36ZM91 168H92V166H91ZM246 168V169H245ZM80 169H81V171H80ZM84 169V170H83ZM95 169H98V170H95ZM234 169V170H233ZM244 169V170H243ZM232 170V171H231ZM242 170L244 171V172H242ZM25 171V172H24ZM68 171V172H67ZM93 172V173H89V172ZM94 171H96V172H94ZM227 171V170H226ZM8 172V173H9ZM33 172V173H32ZM40 172V173H39ZM62 172V173H63ZM66 172V173H65ZM102 172V170L99 172V173H101ZM10 173H9V175H10ZM26 173V174H25ZM48 173V174H47ZM231 173H233V174H231ZM234 173L236 174V176L238 177V178H236L235 177V175H234ZM53 174V175H52ZM79 174V173H78ZM87 174V175H88ZM241 174H242V176H241ZM244 174V175H243ZM250 174V175H249ZM8 175V176H9ZM10 175V176H11ZM67 175H68V177H67ZM115 176L117 175L116 173L114 174ZM233 175V177H231V176ZM9 176V178H12V176L10 177ZM26 176V177H25ZM32 176H33V178L36 180V181H34V179L32 178ZM114 176V177H115ZM118 176H119V174H118ZM118 176H116L115 178L117 179L118 178ZM249 176V177H248ZM36 177V178H35ZM39 179H38V178ZM75 179H74V178ZM77 177V178H76ZM78 177H81V178H78ZM113 177V179L115 180H112L111 181V179H106V180H108L107 182L109 183L110 181L113 183V184H111L110 183V185H106V181H104V184L106 185V186H104V188L106 187L107 188V190L108 189H111L112 188V190L114 191V189H113V187H115L116 185L118 186L119 185V181L118 180H116L115 178ZM231 177V178H230ZM252 177V178H251ZM8 178V180L6 181L7 182V184H8V186L10 185V183L12 182L11 181V179H9ZM50 178H48V179H50ZM90 178H91V176H90ZM111 178V177H110ZM235 178V179H234ZM249 178H251V179H249ZM52 179H53V177H52ZM80 179H81V181H80ZM237 179V184H236V186H234L235 185V183H234V181ZM244 179H245V182L243 183V181H244ZM246 179L248 180L249 179V181H246ZM230 180V181H229ZM234 180V181H233ZM257 180V181H256ZM22 181V183H20L21 185H23V186H21L20 184V186L18 187V188H16L14 191V195L15 196H13V198L11 197V195L9 194V193H7V195H5V194H1L0 193V207L2 208L1 210H3L4 212L6 211L7 212V209L9 210V206H10V204H11V199H16L15 197H17V196H19L18 194H22V193H25V192H27V193H25V196L28 198H25L26 200L25 201H22L19 205H16V206H12V208L10 207V210L7 212V213H9V214H6V216H4V217H2V219H0V237H2V235H3V237L0 239V264H15V262L17 261V263L16 264H45L46 263V261H44L45 259H47L46 258V254H45V250H43V248H44V246H46V245H44L43 244V242L41 243L40 241H43L42 239L39 241V240H37L38 239V236H40V237H42L43 235H48V233L47 234H44V232L46 233V231L48 230V229H45L44 231H42L41 230V228H40V230L42 231H40V230H37V231H35L34 230V232H28V231H25L26 230V228H25V230L24 229H22V231L21 230H19V228L17 229V224L19 225V227H21V228H24L25 227V224H26V222H24L25 221V219H29V216H28V214H26L25 216H24V214H23V211H25V209H27V207L30 205L31 206V204H33V199H34V197L32 198V199H30L32 196H30V194L32 195L33 193H34V188L33 187H31V185H28V184H25L24 182ZM42 181V180H41ZM80 181V182H79ZM92 181V182H91ZM116 181H118L117 183H116ZM232 181V182H231ZM258 181H261V182H258ZM91 182V183H90ZM247 182L250 184L251 182H252V184H250L251 185V187L252 188H250L249 190H248V193L246 194L245 193V190H247V188L245 189V187H250L249 186V184H247ZM256 182V183H255ZM259 184H258V183ZM24 183V184H23ZM126 183H128V181L126 182ZM230 183V184H229ZM2 184V185H1ZM79 184V185H78ZM232 184V185H231ZM241 184H243V185H241ZM246 184V185H245ZM255 184L256 185H259V187H257V188H259V189H256L255 190ZM12 185H13V183H12ZM14 185H16L15 183H14ZM24 185H26L25 187H24ZM75 185V186H74ZM124 185V184H123ZM254 185V186H253ZM8 186L7 185H5L4 183H1L0 182V192H1V190L2 191H9V188H8ZM27 186H29L28 188L30 189V191L28 190V189H26L27 188ZM49 185H46L45 187L47 188H44V187H39V189H42V190H40V193H43L44 194V196L49 192L50 193V191H54L53 192V194L54 193H56L55 192V190L54 189H52L51 187L49 188L48 187ZM84 186V187H83ZM95 186L97 187V188H95ZM120 186H122V185H119V187ZM242 186H243V188H242ZM10 187V186H9ZM24 187V188H23ZM241 187V188H240ZM254 187V188H253ZM264 187V186H263ZM49 188V189H48ZM65 188V187H64ZM68 188H70L69 190H68ZM105 188V189H106ZM235 188V189H234ZM26 189V190H25ZM104 189V190H105ZM116 189H119L120 190V188H116ZM115 189V191H117ZM251 189H252V191H253V193H252V191H251ZM47 190V191H46ZM71 190V191H70ZM74 190H76L77 191V194L76 193H73V192H76V191H74ZM94 190H97V192L96 191H94ZM106 190V191H107ZM242 190V191H241ZM73 191V192H72ZM84 191V192H83ZM104 192V193H108V192H110V190L109 191H107V192ZM113 191H111V192H113ZM212 191V190H211ZM241 191V192H240ZM31 192V193H30ZM88 192H90L89 194H88ZM230 192V191H229ZM258 191L256 192V193H259ZM13 193V192H12ZM17 194V196H16V194ZM92 193V194H91ZM212 193V196H211V194H210V198H209V196L206 198L208 201H210L213 197H214V192L212 191L211 192ZM246 194V195H249V197L247 198L246 197V195H244V194ZM252 193V194H251ZM261 193V192H260ZM255 194L256 196H254L255 198L257 197V199H258V196H260L261 194V198H259V200L260 201H258L257 203H255V201H254V199H252L253 201H254V203L255 204H253V206H254V210H256V208L259 210V211H261L260 210V208L261 207H258V204H259V206H261L262 204H264V196H263V193H261V194ZM234 194V198H235V195ZM51 194H49V195H47V196H50ZM67 195H68V192H67ZM77 195V196H76ZM90 195V196H89ZM44 196H43V198H44ZM73 196H72V198H73ZM84 196V198H82ZM241 196H242V198H241ZM244 196H245V198H244ZM88 197V198H87ZM240 197V198H239ZM231 198V197H230ZM234 198H232L233 200H234ZM236 198H235V200L234 201H236ZM246 200V198L248 199V202L247 201H244V199ZM49 199H51L50 201H49ZM47 201H49L50 202V205H56L55 204V201H52V198H49ZM71 199V198H70ZM214 199V198H213ZM213 199H212V201H213ZM229 199V198H228ZM243 199V200H242ZM64 200V201H63ZM66 200V201H65ZM80 200V201H79ZM226 200V199H225ZM225 200H223V201H225ZM31 201H33L31 204L29 203V202H31ZM35 201H36V199H35ZM60 201H58V203L57 204H59V202ZM231 200L229 199V202H230ZM234 201H231V202H233V204H234ZM238 201H237V204L238 205H240L239 203H238ZM244 201V202H243ZM6 202V203H5ZM42 202H44V205L43 206H40V207H37L36 206V208L35 207H32V209L35 211V212H33V214L34 215H36L37 214V216L35 217V219L34 220H32L33 222H32V225H35V226H38V223H39V225H42V224H40V222L39 221H37V220H42V219H40L41 217L43 218V216H45V218H46V215H44V214H48L49 212H48V208H50V210H52V212H53V207L51 208V206H49L47 203H46V200H44V201H42ZM54 202V203H53ZM226 202V205H227V203H228V201L226 200L225 201ZM225 202H224V204H225ZM230 202V203H231ZM37 203V202H36ZM52 203V204H51ZM67 203H65V205L63 206L62 205V207L60 206V205H58L59 207H57V205H56V207L58 208V211H60L61 212V210H62V212H65V213H61L63 216L65 215V217H63V220H65V226H66V230H65V226L63 225V223L64 222H62L63 220H61L60 221V224L63 226H61L60 224H58L59 222H56V221H58V220H60V219H58V220H56L55 221V223L52 221V223H54L53 225H52V223H50L51 225H52V227L50 228L51 230V233L53 234L55 231H56V229H57V232L58 231H60V229H62L61 231H60V233L62 232V234H61V238H60V233L58 232V234H56L57 235V237H56V239H57V241H56V243H54L55 245H52V244H50V246H58V247H56V248H58V250H60V251H65V250H68L69 252V254H68V257H70V259H68L67 261H68V264L70 263V261H71V259H72V257H74V258H76V257H80V256H83V254L85 253L86 255H90V257H92V255H93V257H95V255H99V254H101L100 256L102 257V251H106V250H109L108 249V247H109V245L110 244H117V245H119V246H121V242H122V245H125L126 243H127V241L128 240H126L127 238H123L124 237V235L122 236L121 235V232H120V227H122L124 224L126 225V226H128L129 225V227L131 226L130 224H132L131 223V220H130V218L129 219H122L123 221H120V223H119V226L120 227H118V232H120L119 233V235H118V232H116V234H114L115 236H116V238L118 239V238H120L121 236H122V238H121V242H119L120 241V239H116L115 238V236L113 235V237H112V235H110L107 239H108V241L109 242H107L108 243V245H107V243H103V242H101L100 244H101V248H97V245L96 244H99L98 242H91L90 244H88L89 242L87 241V240H85L86 238L87 239H89L88 237L91 235V229H94V228H96V226H97V223H95V222H93L94 220H92V216L90 215L89 217H87L86 215L87 214H85V216H80L79 217V220H83L82 222H80V221H78L79 222V225H81L80 227L83 229V232L85 231L86 233L84 234H82V233H80V235L81 236H79V238L81 239V237H82V235L84 236L83 238H85V239H79L78 237V239H76V234L78 235V233H79V226H78V228L77 229H75L76 231L78 230V232L77 233H75L76 231L73 229V226L74 227H77V226H75L76 224H74V222L78 219V218H76V220H74L75 219V217H73V214H72V216H71V214L70 215H68V211H65V210H67L66 208L65 209H63V207H65V206H67ZM236 203V202H235ZM7 204H9L8 206H7ZM39 204V203H38ZM46 204V205H45ZM64 204V203H63ZM78 204V205H79ZM232 204V203H231ZM231 204H228L229 205V207L231 206ZM233 204H232V206H233ZM237 204H234V206L235 205H237ZM249 204H248V207H250L249 206ZM20 205H21V207H23V208H21L20 207ZM77 205V206H78ZM81 205H83V207H78L79 209L81 208H83L85 211L88 209V208H90V207H85L84 206V204L82 203ZM181 205V204H180ZM180 205H179V208H180ZM237 205V206H238ZM18 206V207H17ZM26 206V207H25ZM29 206V209H27L28 211L27 212H29L30 210H31V207ZM181 206H183V205H181ZM208 206H209V204H208ZM253 206L251 205V207L253 208ZM256 206V207H255ZM42 207V208H41ZM45 207H47V208H45ZM86 209H85V208ZM184 207V206H183ZM228 207V206H227ZM20 208V209H19ZM55 208V207H54ZM59 208H61L60 210H59ZM206 209H208L207 207H205ZM215 208V207H214ZM214 208H212L211 207V209L210 210H215ZM232 208V207H231ZM237 208V207H236ZM262 208H263V211H264V205L262 206ZM41 209H44V210H41ZM45 209H48V210H46L47 212H44L45 211ZM81 209L80 210H78L77 209V211L78 212H81ZM233 209H235V208H233ZM241 209V208H240ZM240 209L239 210H237L239 213L241 212L240 211ZM246 209H247V206H246ZM245 209V210H246ZM251 208H249V212L247 213V212H245V213H247V214H249V216H251L250 214L252 213V212H254L253 211V209H251ZM55 210V209H54ZM57 210V209H56ZM55 210V211H56ZM101 210V209H100ZM218 210V209H217ZM236 210V209H235ZM88 211V210H87ZM237 211H234L233 213H234V215H235V212H237ZM242 211H243V209H242ZM247 211V210H246ZM250 211H251V213H250ZM5 212V213H6ZM26 212V213H27ZM60 212H58L57 213V215H61L60 214ZM97 212H100V211H97ZM214 212V211H213ZM218 212V211H217ZM244 212V211H243ZM262 212V211H261ZM259 213V214H256V213H258V211L256 210V215H258L259 217L260 216H262L263 215V213ZM25 213V212H24ZM88 213V212H87ZM239 213H236V214H239ZM245 213H242V214H245ZM17 215V216H19L18 218H17V216L15 217H11L10 215ZM247 214H245V215H247ZM21 215H23V216H21ZM53 215H55V214H50V219H46L47 221H51V217L52 218H54L55 216H53ZM56 215V217H61V216H57ZM182 215V214H181ZM191 215H194V214H191ZM233 215V216H234ZM241 214H239V216H240ZM253 215H254V213H253ZM253 215L251 216V217H247V220H249L250 218V224H251V221L253 220V222H255V221H257V222H255V223H253V224H251V226H253L254 225V227H255V224L259 227H257L256 226V228H255V232L253 231V232H251V233H255L254 235L256 236V233L258 232H256V229L258 228V229H260L259 230V233L257 234V236H259V238H257V237H255L256 238V240L257 241H259L258 239H260V238H264V222H262L261 223V221H263V217H264V215H263V217H261V218H258V217H256V219L257 220H255V217L253 218ZM49 216V215H48ZM68 216V217H67ZM195 216H197V215H195ZM194 216V217H195ZM230 216H231V218L233 217L231 214H230ZM238 215H237V217H239ZM241 216H244V215H241ZM10 217V218H9ZM21 217H23V218H21ZM92 217V218H91ZM111 217V216H110ZM235 217V216H234ZM245 217V216H244ZM32 218V217H31ZM45 218H44V222H45ZM65 218V219H64ZM71 218H73V219H71V221H69ZM82 218V219H81ZM84 218H85V220L88 222V220H90V221H92L93 223H90V221L87 223L85 220H84ZM91 218V219H90ZM197 217H195L194 219L196 220V222L198 221V218L196 219ZM230 218V220H232ZM253 218V219H252ZM33 219V218H32ZM229 219V218H228ZM236 220L238 219V218H235ZM243 219V218H242ZM245 219V218H244ZM262 219V220H261ZM73 220V221H72ZM126 220V221H125ZM226 220V219H225ZM238 220H240V218L238 219ZM10 221H11V223H10ZM46 221V222H47ZM130 221V222H129ZM215 221H217V220H215ZM232 221H234V220H232ZM245 222H247L246 221V219L244 220ZM244 221H242L241 220V222L242 223H244V224H246ZM15 222H17V224L15 223ZM23 222H24V224H23ZM37 223V225H36V223ZM43 222V223H44ZM62 222V223H61ZM77 222V221H76ZM84 222H86L87 223V225H85L84 224ZM122 222V223H121ZM218 222V221H217ZM217 222L215 223V222H213V223H215V224H217ZM219 222H221V221H219ZM227 222H228V220H227ZM235 222V221H234ZM237 222H239V221H237ZM240 222V223H241ZM248 222V223H249ZM20 223V224H19ZM35 223V224H34ZM83 223V224H82ZM91 224L90 226L88 225V224ZM95 223V224H94ZM130 223V224H129ZM223 223V224H222ZM222 223H221V225H224V223L228 226L229 224H230V222H229V224H227L226 222H224L223 220H222ZM10 224V225H9ZM11 224H13V225H11ZM123 224V225H122ZM234 224V223H233ZM236 224V223H235ZM21 225V226H20ZM59 225L62 227H60L59 228ZM72 227V228H70V230L72 229V232L73 233H75L74 235L75 236H71V238H67V235H65L66 234V232H67V230H69L67 227ZM71 225H73V226H71ZM78 225V224H77ZM82 225H84L83 227H82ZM211 225H213L214 226V224H211ZM218 225V224H217ZM262 225V226H261ZM7 226H8V228H7ZM15 226H17V227H15ZM23 226V227H22ZM58 226V227H57ZM87 226V227H86ZM94 226V227H93ZM122 227L124 230L127 228V230L126 231H122L123 232V234L124 233H128L127 231H128V228L129 227ZM196 226H197V224H196ZM235 225H233V227H234ZM237 226L239 227V225L237 224ZM248 226V225H247ZM247 226H241V227H239L238 229H236L237 231L240 229V228H247ZM40 226H38V228H39ZM55 227H56V229H55ZM85 227V228H84ZM219 227H220V225H219ZM222 227V226H221ZM226 227V226H225ZM2 228V229H1ZM59 228V229H58ZM80 228V230L82 231V229ZM87 228V229H86ZM195 228V227H194ZM215 228H216V225H215ZM215 228H213L212 230H213V232H215V236H217V237H219L220 238V240L218 239V242H220V243H222V241H224L225 243H226V240H229V238L228 239H226L225 237V240H224V238H223V236L222 237H220V235L216 232V229ZM224 228V227H223ZM227 228V227H226ZM225 228V229H226ZM244 228H243V230L242 229H240L241 230V233L240 232H237L236 230V232L237 233H240V235L238 234V235H235V234H237V233H235V232H233V233H235L234 235H235V237L236 236H238L237 238H239L240 239V237L243 239V241H244V239H246V238H248L250 235H251V233H250V231H249V233L247 232L248 231V229L246 230L245 229V231H244ZM252 229H254L253 227H251ZM10 231H9V230ZM42 229H43V226H42ZM55 229V230H54ZM84 229H86V230H84ZM196 229V228H195ZM250 229V228H249ZM52 230H54V231H52ZM74 230V231H73ZM90 230V231H89ZM218 230H221V229H219L218 228ZM251 230V229H250ZM262 230H263V232H262ZM4 231H5V233H4ZM17 231V232H16ZM24 231V232H23ZM39 231H40V233H39ZM66 231V232H65ZM129 231H130V228H129ZM252 231V230H251ZM15 232V233H14ZM35 232H37V233H35ZM49 232V231H48ZM243 232H246V234L245 233H243ZM11 233V234H10ZM30 233H32L33 235H30ZM40 235H39V234ZM50 233V232H49ZM56 233V232H55ZM54 233V234H55ZM248 233V234H247ZM38 234V235H37ZM51 234V236H53V238H55L54 236L55 235H52ZM88 234H89V236H88ZM194 234H196V233H194ZM193 234V235H194ZM243 234H244V236L246 237V238H243L244 236H243ZM250 234V235H249ZM259 234H262V235H259ZM11 239H13V238H15L16 239V241H14V240H9L8 238H7V236ZM31 237H33V238H30V236ZM247 235H249L248 237H247ZM254 235H252V236H254ZM5 236V237H4ZM62 236L64 237V238H62ZM88 236V237H87ZM240 236V237H239ZM251 236V237H252ZM20 237V238H19ZM191 237V236H190ZM234 236H232L231 238H233ZM234 237V239H231L230 238V240H233L234 242H236V243H238V244H240L239 243V241L240 240H237V238H235ZM30 238V239H29ZM52 237H51V240L53 239ZM59 238V239H58ZM65 238H67V240L65 239ZM186 238V237H185ZM192 239H194L195 237H191ZM198 238V237H197ZM197 238H196V240H197ZM8 239V240H7ZM25 239V240H24ZM60 239L62 240V241H60ZM74 240V242H73V240ZM107 239L105 240V241H107ZM109 239H111V240H109ZM113 239V240H112ZM116 239V240H115ZM124 239V240H123ZM184 239V238H183ZM187 240L186 241H189V240H191L192 241V239H188V237L186 238ZM250 239V238H249ZM248 239V240H249ZM21 240V241H20ZM49 240V239H48ZM47 240V241H48ZM53 240H55V239H53ZM195 240V239H194ZM193 240V242H195ZM229 240V242H231ZM248 240L246 239V241H244V243L246 244V246H244L243 245V243L241 242V244L243 245V247H244V249H243V247H242V245H240V248L242 247V249H240V251L242 250L243 252V254H244V252H245V255L244 256H246L247 258H250L251 257V255L250 254H253L252 255V257L251 258H253V259H255V258H257V254H259L258 252H260V251H258V249H259V245H261V243L263 242H261L260 244H259V242L261 241H259L258 242V244L259 245H257V241L256 242H254V240H252L251 242L253 243L254 242V244L252 245L251 243H249L248 242ZM264 240V239H263ZM12 242L13 243V241H14V244L13 245H11V246H14V248H16L15 247V244H16V246H17V248H19V249H14V250H12L11 248L12 247H10V249H9V247L7 246V244H5L6 242L8 243V242ZM30 241V242H29ZM37 241H39L38 243H37ZM76 241V242H75ZM82 241V242H81ZM117 241V242H116ZM154 241H159L160 243H162V240L160 241V240H155V239H153V242ZM191 241H189V242H191ZM33 242V243H32ZM52 242V241H51ZM60 242V243H59ZM81 242V243H80ZM111 242H113V243H111ZM193 242H191L192 244H193ZM229 242H227V243H229ZM58 243V244H57ZM124 243V244H123ZM225 243H222V245L223 244H225ZM226 243V244H227ZM255 243H256V246H255ZM30 244V245H29ZM57 244V245H56ZM77 244V245H76ZM248 244V245H247ZM250 244V245H249ZM9 245V244H8ZM70 245V246H69ZM89 245V246H88ZM112 245H110V248H111V246ZM234 246V251H233V253H234V255H233V253L231 252V254L232 255H230V253H228V255L227 256H229L231 259H232V257L234 256V261H233V259L231 260L232 262H233V264H234V262L235 261H238L240 264H245L246 262V264H250V261H246V260H244V256L243 255H241L240 254V251H239V253L237 254V255H235V252L237 251V249H236V245L235 244H233V242L230 244H227V245H225V246H228V247H230V246ZM22 248H21V247ZM238 246V245H237ZM250 248H249V247ZM261 246H263L262 247V252H261V255L259 256V258H257V259H259V261H260V259H261V261L263 262V264H264V255L262 254V253H264V243L261 245ZM3 247V248H2ZM23 247H24V249H23ZM217 248H221L220 246H216ZM216 247H214V248H216ZM258 247V248H257ZM8 248V249H7ZM30 248V249H29ZM36 248V249H35ZM46 248V247H45ZM216 248V249H217ZM223 248V247H222ZM238 248V247H237ZM22 249V250H21ZM89 249H92L91 251H89ZM215 249V250H216ZM231 249H233V247L231 248ZM230 249V250H231ZM248 249L250 250L249 252H248ZM2 250V251H1ZM89 251V252H86V251ZM116 250V249H115ZM119 250V249H118ZM218 251H219V249H217ZM220 250H222V249H220ZM244 250H247V251H244ZM261 250V249H260ZM75 251V252H74ZM132 251V253L134 252L133 250H131ZM237 251V252H238ZM253 251V252H252ZM36 254H35V253ZM77 252V253H76ZM3 253V254H2ZM15 253V254H14ZM16 253H17V255H16ZM129 252H127L125 255L122 253V255L121 254H118V255H116L119 259L120 258H124V256H125V262H127V259H129V258H131V252H130V254H128ZM34 254V257H31L32 255ZM56 254H57V256H56ZM55 254V256H56V258L54 257H52L51 259L53 260V262L54 263H56L55 261L57 260V263L56 264H63L62 263V261L61 260H63L64 259V257L63 256H61L62 254H60L58 251H57V253ZM84 254V255H85ZM240 254V255H239ZM247 254V255H246ZM256 254V255H255ZM17 256V258H15V257H13V256ZM27 255V256H26ZM39 255V256H38ZM40 255H41V257H40ZM71 255H72V257H71ZM114 255V257H115V259H118L116 256ZM255 255V256H254ZM263 255V256H262ZM29 256V257H28ZM122 256V257H121ZM241 257V259L243 260V261H241L240 262V260L238 259V257ZM28 257V258H27ZM89 257V256H88ZM89 257V258H90ZM114 257H113V260H114ZM126 257H128L127 259H126ZM243 257V258H242ZM4 258V259H3ZM13 258V259H12ZM29 258H30V260H29ZM39 258V259H38ZM45 258V259H44ZM250 258V259H251ZM17 259V260H16ZM50 259V258H49ZM48 259V260H49ZM51 259L49 260V262H52L51 261ZM116 260V262H115V260H114V262H113V260H111L110 261V259H109V261H110V263L111 264H119V262H120V260ZM37 260V261H36ZM55 260V261H54ZM74 260V259H73ZM124 260V259H123ZM15 261V262H14ZM19 261H20V263H19ZM31 261V263H29V262ZM39 261V262H38ZM77 261V260H76ZM75 260H74V262L75 263H73V261L71 262L72 264H77V262H76ZM87 261V260H86ZM119 261V262H118ZM122 261V260H121ZM246 261V262H245ZM254 261L255 260H253V263H254ZM44 262V263H43ZM52 262V263H53ZM78 262H81V261H78ZM113 262V263H112ZM124 261H122L121 262V264H124L125 263ZM238 262H236V264H239ZM245 262V263H244ZM53 263V264H54ZM70 263V264H71ZM200 263H204L203 261H201ZM231 262L229 261L228 262V264H230ZM252 263V259H251V264H253ZM80 264H82V263H80ZM109 264V263H108ZM125 264H127V263H125ZM162 264H164V262H162ZM255 264V263H254ZM257 264H262V263H258L257 262Z\"/></svg>",
  "mask_w": 264,
  "mask_h": 264
},
{
  "label": "bare ground",
  "instance_id": "6f19581e",
  "mask_svg": "<svg viewBox=\"0 0 264 264\" xmlns=\"http://www.w3.org/2000/svg\"><path fill=\"white\" fill-rule=\"evenodd\" d=\"M3 1H6V0H3ZM2 0H0V6L1 7H3L2 6V3L1 2H3ZM16 1V0H15ZM18 1V4H16V3H14V5H12L11 7H8L9 6V4H7V8H10V9H6V6H5V8H3L1 11H0V31L2 32V31H4V32H2V35H1V33H0V54L2 53V52H4V53H6L5 55H6V57H5V55H4V53H3V59H4V61L3 60H0V99H3L1 102H0V107H2L1 105L3 104V106H5L4 104L5 103H9L8 101L10 100V98H13V99H15L16 100V97L13 95L14 93L13 92H15V90L20 86V85H27V86H29L30 87V85H29V83L31 84V81L33 80V77H34V75H35V72H37V71H39L38 69L40 68V64H41V62H42V60H40V62L38 61V62H35V61H33V60H31L29 57L34 53V52H36V48L37 47H35V45L34 44H32V43H36L37 42V39H42L41 38V33H42V31L39 33L38 31H40L41 30V25H40V23H42L41 21L40 22H38L39 20L37 19L39 16H40V14H43V13H41V12H43L44 11V14H46V7H48V6H46V5H43L44 3H45V1L46 0H43L44 1V3H40L39 2V4L41 5L42 4V6H43V8L45 9H43V11L42 10H40V8H42V6H40V8L39 7H37V9H36V12L37 13H35V11H33L34 13L31 15V16H36V17H31V19H30V15H29V11H30V9H28V8H31V6L29 7V5H31V3L32 2H36V0H23L22 2H21V0H17ZM27 1H30V4L28 5V7L26 6L27 5ZM32 1V2H31ZM40 1V0H39ZM42 1V0H41ZM54 1V0H53ZM57 1V0H56ZM67 1V0H66ZM65 0H60V4H61V2H65L66 4L68 3V1H69V3H70V0H68L67 2H66ZM76 0H74L73 2H75ZM78 1V0H77ZM80 1V0H79ZM77 2L76 3V5H78L79 6V4H81L80 2ZM85 1V0H84ZM87 1V0H86ZM90 1V0H89ZM109 1H111V0H109ZM113 1V0H112ZM123 0H121V2H122ZM134 1V0H133ZM148 1V0H147ZM161 1V0H160ZM201 1H203V0H201ZM223 1V0H222ZM227 1V0H226ZM229 1V3H227V5H225L226 3H224V5L226 6H222L221 4H223V3H221V4H216L217 2H219V0L215 3L216 4V7H214L213 6V4H212V9L211 10H213V9H216V8H220V5L222 6V7H225V8H222L223 10H227V6H228V4H230L231 3V0H228ZM239 1V0H238ZM263 1V0H262ZM19 2H21V6H22V3H25L26 5L24 6L25 8L24 9H26L25 11H24V9H22V7H20L22 10H20V8H18V6H15V5H19L20 6V4H19ZM94 1H92V3H93ZM95 2H97V1H95ZM103 2V1H102ZM105 2V1H104ZM119 2V1H118ZM137 2V1H136ZM159 2V1H158ZM173 2V1H172ZM196 2V1H195ZM194 2V3H195ZM224 2V1H223ZM250 2H252L251 4L252 5H254V4H257V5H259L257 2V0H254V2L252 1V0H241V1H239V3L238 4H242V3H244V4H247V5H249L250 4ZM256 2V3H255ZM11 3V2H10ZM57 2H55V4H56ZM83 4L85 3V2H82ZM109 3V2H108ZM160 4H158L157 3V5H161V3H163V2H159ZM170 3H171V1L169 2V0L168 1H165L164 3H163V5L164 6H169L170 5ZM203 3H204V1H203ZM206 4H207V6H210V3H209V5H208V2H205ZM220 3V2H219ZM60 4H58V5H60ZM64 4V3H63ZM62 4V5H63ZM106 4V3H105ZM110 4V3H109ZM120 3H118V5H119ZM197 4V3H196ZM200 7H199V2H198V9L195 7V6H193L194 8H196L197 10H200V8H201V14H202V9H205V7L204 6H206L205 4H202L201 2H200ZM238 4H236V5H238ZM262 4V3H261ZM33 5V4H32ZM70 5V4H69ZM72 5H75V4H71V6ZM153 5V4H152ZM157 5H153V7H155V6H157ZM204 5V6H203ZM217 5H219L218 7H217ZM234 5V4H233ZM233 5H230V6H233ZM246 5V6H247ZM263 6H264V4H262ZM262 5H259L260 7H255L254 9L252 8L251 10H254V12L255 13H252V15H253V18L250 16V18L252 19V24L253 25H255V26H252V28L253 29H255V31H256V29H258L259 30V28L261 29L260 31H257L258 32V34H260L262 37H264V13L262 12L264 9L262 8L263 6ZM14 6V7H13ZM36 6H37V4H36ZM35 6V7H36ZM39 6V5H38ZM45 6V7H44ZM53 6V5H52ZM51 6V7H52ZM66 6V5H65ZM82 6V5H81ZM120 6V5H119ZM118 6V7H119ZM131 6V5H130ZM173 6V5H172ZM202 6V7H201ZM242 6V5H241ZM241 6H239L238 5V7H241ZM245 6V5H244ZM245 6V8L247 9L248 8V6L246 7ZM13 7V8H12ZM33 7V6H32ZM59 7V6H58ZM63 7V6H62ZM80 7V6H79ZM87 7V6H86ZM107 7V6H106ZM137 7H139V6H137ZM192 7V8H193ZM14 8L16 9L15 11H16V13H17V15H16V13H15V11H14ZM53 8H55L56 9V6L55 7H53ZM53 8H49L51 11L52 10H54L55 12L57 11V13H56V16H58V15H60L61 16V14H59L60 12H62V10H63V12L64 13H66V11H67V9H65V8H67V6L66 7H64L63 9L61 8H59V9H57V10H55V9H53ZM72 8H74L73 6H72ZM72 8H70L69 7V9H72ZM116 8V7H115ZM121 8V7H120ZM119 8V9H120ZM133 8V9H132ZM165 8V7H164ZM181 8V7H180ZM185 7H183V9H184ZM189 8V7H188ZM188 8L186 9V11L187 12H189V10H188ZM193 8V9H194ZM232 8L233 7H231L230 8V10H232ZM237 8V7H236ZM245 8H241V10L242 11H245L243 14H242V16L243 15H245V13H246V11L248 10H246ZM259 8H262L263 10L262 11H259V10H257V9H259ZM48 9V8H47ZM49 9L47 10V12L49 11ZM75 9H76V6H75ZM74 9V10H75ZM79 9V8H78ZM86 9V8H85ZM97 9V8H96ZM145 9V8H144ZM143 9V10H144ZM151 9V8H150ZM174 9V8H173ZM190 9V8H189ZM193 9H192V11H193ZM196 9H194V11L193 12H195L196 11ZM38 10H39V12H38ZM59 10V11H58ZM66 10V11H65ZM81 10L82 11H84V7L83 8H81ZM80 10V11H81ZM107 10H109L108 8H107ZM132 10H134V7H130V9L128 8V12H127V16H126V18L129 16V14H131V12H132ZM164 10V9H163ZM178 10H179V8H178ZM181 10H182V8L180 9V12H181ZM206 11H207V9H205ZM204 10V11H205ZM208 10H210V8L208 9ZM222 10V11H223ZM28 11V12H27ZM51 11H49V13L51 12ZM115 10L113 9V12H114ZM116 11H117V9H116ZM149 11V13H150V10H148ZM147 11V12H148ZM159 11V10H158ZM157 11V12H158ZM176 11V10H175ZM182 11H184V10H182ZM200 11H198L199 13H200ZM220 11V14H223L224 12H226L227 14H228V11H224L223 13H221L222 11L221 10H219ZM236 11V10H235ZM18 12H20L19 14H18ZM25 12V15H26V13L29 15V17H28V20H29V22L31 23V24H29L28 23V20L26 19L27 17H25V18H23V17H20V15H21V13H22V15H23V13ZM59 12V13H58ZM62 12V14H64ZM73 12V11H72ZM77 12V11H76ZM107 12V11H106ZM109 12V11H108ZM209 12V11H208ZM213 11H211V13H212ZM215 12V11H214ZM216 12H218V10L216 11ZM215 12V13H216ZM233 12V11H232ZM238 12V11H237ZM248 12V11H247ZM252 12V11H251ZM250 12V13H251ZM260 12V13H259ZM30 13H31V11H30ZM52 13H53V11H52ZM69 13H71V12H69ZM97 13V12H96ZM111 12H109V14H110ZM144 13V12H143ZM143 13H142V15H143ZM146 13V12H145ZM144 13V14H145ZM156 13V12H155ZM165 13H166V11H165ZM168 13H170V12H168ZM196 14H198L197 12H195ZM207 13V12H206ZM210 13V12H209ZM215 13H213V15L215 14ZM239 13H240V10H239ZM39 14V15H38ZM67 14H68V12H67ZM67 14H65V15H67ZM76 14H78V12L76 13ZM105 14V13H104ZM108 14V13H107ZM108 14V15H109ZM115 14V13H114ZM185 15H186V13H184ZM218 14H219V12H218ZM217 14V15H218ZM219 14V15H220ZM227 14H225L226 16H228ZM16 15V16H15ZM50 15V14H49ZM53 15H54V13H53ZM65 15H63V16H65ZM95 15V17H96V14H93V16ZM179 15V14H178ZM203 16L205 15V14H202ZM202 15H201V17H202ZM210 15V14H209ZM209 15H207V16H209ZM225 15L223 14L220 18H222V20H219V18H218V20L217 21H219L218 22V29H232L233 27H232V25L233 24H235L234 25V27L235 28H233V30L237 33V35L238 36H240V34H242L244 31H240L239 29H240V26H239V23L240 22H243V21H239V22H237V23H235V22H232V19L228 16V18H230L231 20H229V21H231V23L229 22H226V17H225ZM232 15V14H231ZM20 17L18 20L17 19H15L14 20V17ZM27 16V15H26ZM55 16V15H54ZM55 16V17H56ZM69 16L71 17L72 16V13L71 14H69ZM79 16V15H78ZM104 16H106V15H104ZM116 16V15H115ZM133 16V15H132ZM141 16V15H140ZM144 16V15H143ZM187 16H188V14H187ZM192 16V15H191ZM249 16H247L248 18H249ZM17 17V18H18ZM54 17V18H55ZM66 17V16H65ZM73 17V16H72ZM84 16H82V18H83ZM94 17V18H95ZM110 17V16H109ZM112 17H114V16H112ZM212 17H214V16H211V18ZM232 17V16H231ZM40 18L41 19H45V18H43V16L41 15L40 16ZM52 18V17H51ZM56 18H58V17H56ZM67 18H69L68 16H67ZM66 18V21L68 20ZM74 18V17H73ZM73 18H69V21H71V20H73ZM76 18V17H75ZM81 18V19H82ZM116 18V17H115ZM114 18V19H115ZM125 17L123 18V19H126ZM142 18V16L140 17V18H136L135 16H134V18L133 19H130L131 21L129 22V21H127V24L126 25H121V27H120V32H121V29H123V30H125L124 28H126V27H128V25L130 26L132 23H133V20H135V22L133 23L134 24V26H136L135 25V23H136V21L137 22H139L140 20H142L141 19ZM197 18V17H196ZM199 18V17H198ZM228 18H227V21H228ZM46 19H48V18H46ZM64 20V17H62L61 19H59V20ZM92 19V18H91ZM102 19V18H101ZM128 19H129V17H128ZM138 19V20H137ZM187 19H189V21H188V23H191L190 22V18H187ZM245 19V18H244ZM25 20H27V25H25V24H23V22H25ZM49 20V19H48ZM59 20H57V22L59 21ZM76 20H79L78 19V17H77V19ZM88 21L89 20V22H91L92 20H90V18L88 19V20H86V18L84 17L81 21H80V24H79V26L82 24H85V22L84 21ZM96 20V19H95ZM103 20H104V18H103ZM176 20V19H175ZM198 20V19H197ZM202 20V19H201ZM37 21V22H36ZM50 21H52V19L50 20ZM116 21H117V19H116ZM125 21V20H124ZM143 21V20H142ZM140 22V24L142 23V24H144V22ZM144 21H146V20H144ZM186 21V20H185ZM225 21V22H224ZM234 21V20H233ZM248 21H250V20H248ZM20 22V24H18ZM82 22V23H81ZM89 22H87V23H89ZM212 22V21H211ZM43 23H46V22H43ZM69 23H71V22H69ZM72 23H74L73 21H72ZM96 23V22H95ZM104 23V22H103ZM120 23V22H119ZM180 23V22H179ZM197 23V22H196ZM220 23V24H219ZM233 23V24H232ZM21 24L24 26H21ZM29 24V25H28ZM37 24H38V26H39V28H38V26H37ZM47 24H48V22H47ZM46 24V25H47ZM89 24H91V23H89ZM98 24V23H97ZM96 24V25H97ZM125 24V23H124ZM142 24L140 25V27L138 26V28L137 29H142V31H143V29H144V27H146L145 26V24H144V27L142 26ZM212 24V23H211ZM216 24V23H215ZM249 24H251V21L249 22ZM61 25H64V24H61ZM72 25V24H71ZM87 25V24H86ZM183 25V24H182ZM206 25V24H205ZM240 25H242V24H240ZM45 26V25H44ZM44 26H43V28H44ZM60 26V25H59ZM69 26V25H68ZM78 26V25H77ZM94 26V25H93ZM98 26V25H97ZM96 26V27H97ZM180 26V25H179ZM187 26H188V24H187ZM216 26V27H217ZM23 27V28H22ZM63 27V26H62ZM87 27V26H86ZM90 27V26H89ZM131 27V26H130ZM137 27V26H136ZM143 27V28H142ZM205 27V26H204ZM224 27V28H223ZM31 29L32 30V35H33V37H34V34H36V41H34L33 42V37H32V35L31 36H28L27 34H30L29 33V31L30 30H28V29ZM42 28V29H43ZM67 28V27H66ZM112 28V27H111ZM180 28V27H179ZM182 28V27H181ZM180 28V29H181ZM2 29V30H1ZM20 29H24V30H20ZM39 29V30H38ZM46 29H47V27H46ZM56 29V30H55ZM96 29V28H95ZM136 29V30H137ZM139 29V30H140ZM206 29V28H205ZM236 29V30H235ZM38 30V31H37ZM44 30H45V28H44ZM43 30V31H44ZM47 30H49V27H48V29ZM51 30H54L56 33H59L60 35H63L64 34V32H66L67 31V29L65 30V28H63V29H58L57 28V26H56V28L54 27L53 29H51ZM58 30V31H57ZM80 30V29H79ZM135 30V29H134ZM133 30V31H134ZM136 30H135V32H136ZM145 30H147V29H145ZM183 30V29H182ZM195 31H197L198 32V28H197V30L196 29H194ZM201 30V29H200ZM20 31V32H19ZM22 31V32H21ZM53 31V32H54ZM81 31V30H80ZM116 31H118V30H116ZM208 31H211V29L209 30L208 29ZM218 31V30H217ZM17 32H19V33H17ZM33 32H34V34H33ZM38 32V33H37ZM54 32V33H55ZM68 32V31H67ZM70 32V31H69ZM79 32V31H78ZM84 32H85V29H84ZM91 32V31H90ZM103 32V31H102ZM124 32H126V31H124ZM141 32V31H140ZM179 32V31H178ZM183 32V31H182ZM191 32V31H190ZM246 32V31H245ZM244 32V33H245ZM249 32V31H248ZM47 33H49V31L47 32ZM51 33V32H50ZM49 33V34H50ZM81 33H82V31H81ZM86 33V32H85ZM129 34H130V32H128ZM137 33H138V31H137ZM146 32L144 31V33H143V35L145 36L146 34H145ZM150 33V32H149ZM193 33V32H192ZM213 33V32H212ZM218 33V32H217ZM243 33V34H244ZM3 34L5 35L4 37H3ZM26 34V36H25V38H24V40L22 39L24 36L23 35H25ZM66 34V33H65ZM69 34V33H68ZM97 34V33H96ZM101 34V33H100ZM118 34V33H117ZM121 34H123V35H125V38H127L126 37V33H122L121 32ZM132 34V33H131ZM201 33H197V35H198V37H199V35H200ZM206 34V33H205ZM204 34V35H205ZM208 34V33H207ZM222 34V33H221ZM220 34V35H221ZM224 34V33H223ZM229 34V33H228ZM254 34V33H253ZM38 35V36H37ZM56 35V34H55ZM73 35V34H72ZM81 35V34H80ZM83 33H82V35H81V37H79V40H78V42L80 43V41H83L84 39H83ZM155 35V34H154ZM183 35H185V34H183ZM181 36L182 38L184 37L185 38V42L186 43H188V40H186L188 37L186 36ZM209 35V34H208ZM213 35H215V34H213ZM259 35V36H260ZM47 36H48V34H47ZM52 36V35H51ZM69 36V35H68ZM76 36V35H75ZM217 36V35H216ZM223 36V35H222ZM255 36H256V34H255ZM3 37V38H2ZM44 37V36H43ZM49 37V36H48ZM134 38H136V39H134L136 42H132L133 40H130V39H128L127 38V40L128 41H130V43L132 42V43H134L135 45L137 44V43H139V41H141V38H140V36L137 38L136 37V34H134V36H133ZM180 37V38H181ZM195 37V36H194ZM206 37H208V36H204L203 38H199L203 43H202V45L204 44V45H206L204 48H203V46H202V48L203 49H205V48H208L207 47V45L209 44V38H206ZM210 37V36H209ZM106 38V37H105ZM146 38V37H145ZM155 38V37H154ZM181 38V39H182ZM184 38H183V41H181V42H184ZM189 38H192V37H189ZM188 38V39H189ZM242 38V37H241ZM4 39V40H3ZM50 39V38H49ZM81 39V40H80ZM83 39V40H82ZM107 39V38H106ZM150 39V38H149ZM153 39V38H152ZM180 39V40H181ZM202 39H204V41L202 40ZM213 39V38H212ZM23 40V41H22ZM54 40V39H53ZM58 40V39H57ZM68 40H69V38H68ZM68 40H67V42H68ZM94 41V42H96L97 40L99 41V39H91V40H89V43L91 42V41ZM109 40H110V38H109ZM126 40V43L128 44L127 46H129V43H128V41ZM145 40V39H144ZM192 40V39H191ZM194 40V39H193ZM192 40V41H193ZM244 40V39H243ZM242 40V41H243ZM253 40V39H252ZM61 41H63L64 42V38L63 39H61ZM92 41V42H93ZM207 41H208V43H207ZM219 41V40H218ZM263 41H264V39H263ZM39 42V41H38ZM46 42V41H45ZM44 42V43H45ZM94 42H93V44L91 43V47L93 48V46L95 45L94 44ZM101 42V41H100ZM116 42V41H115ZM121 41H119L118 42V44H122V43H120ZM123 42V41H122ZM191 42V41H190ZM189 42V43H190ZM224 42V41H223ZM249 42V41H248ZM70 44H71V42H69ZM77 43V42H76ZM83 43H84V41H83ZM86 43V42H85ZM158 44H159V42H157ZM156 43V44H157ZM192 44H193V42H191ZM207 43V44H206ZM244 43V42H243ZM264 43V42H263ZM40 44L41 45H39V47H41L42 46V42H40ZM69 44V45H70ZM73 44H74V42H73ZM80 44H82V42L80 43ZM97 44H99V43H97ZM113 44V42L112 43H110V45H112ZM116 44V43H115ZM124 44V43H123ZM185 44V43H184ZM246 44H248V43H246ZM47 45V44H46ZM55 45V44H54ZM88 46H89V44H87ZM105 45V44H104ZM139 45V47H140V43L138 44ZM143 45H144V43H143ZM154 45V44H153ZM191 45V44H190ZM210 45H211V43H210ZM219 45V44H218ZM224 45V44H223ZM233 45H234V43H233ZM237 46H238V44H236ZM6 46V47H5ZM36 46H38V45H36ZM48 46V45H47ZM49 46H51V45H49ZM245 46V45H244ZM44 47H46V46H44ZM56 47V46H55ZM66 47V46H65ZM80 47H81V45H80ZM90 47V46H89ZM89 47H88V49H89ZM99 47V46H98ZM129 47H131V46H129ZM187 47H188V45H187ZM192 47V46H191ZM213 47V46H212ZM218 47V46H217ZM236 47V46H235ZM234 47V48H235ZM6 48V49H5ZM25 48H29V53L28 52H26V53H28L27 55L24 53V55L25 56H23V54H22V56H21V54L19 53V52H21L22 50H24ZM43 48V47H42ZM59 48V47H58ZM94 48H97V45L96 46H94ZM107 48V47H106ZM124 48V47H123ZM141 48V47H140ZM139 48V49H140ZM193 48V47H192ZM220 48V47H219ZM239 49V47H236V49ZM244 48H246V47H244ZM2 49V50H1ZM36 49V50H35ZM55 49V48H54ZM74 49V48H73ZM79 49H81V48H79ZM85 49V48H84ZM120 49H122V48H120ZM125 49V48H124ZM134 49H135V46H134V48H133V51L131 52V54H133V52L134 53H136V54H134V55H140V53L138 52H135L134 51ZM143 49H144V47H143ZM188 49V48H187ZM67 50V49H66ZM76 50V49H75ZM74 50V51H75ZM92 51L91 52H93V51H95L96 52V50H93V49H91ZM117 50H119V49H117ZM123 50V49H122ZM157 50V49H156ZM189 50V49H188ZM235 50V49H234ZM244 50V49H243ZM27 51V50H26ZM77 51H79V50H77ZM80 51H83V49L82 50H80ZM86 51H90V49L89 50H87L86 49ZM180 51H182V50H180ZM191 51V50H190ZM203 51V50H202ZM206 51H208L209 52V49H205V51L204 52H206ZM233 51V50H232ZM238 51V50H237ZM24 52H25V50H24ZM67 52V54L69 53V51H66ZM85 51H83V53H84ZM99 52V51H98ZM98 52H97V54H98ZM107 53L108 52V50L106 49V51H105V47H104V53ZM114 52V51H113ZM112 52V53H113ZM116 52V51H115ZM140 52H141V50H140ZM152 52V51H151ZM151 52L150 53H147V54H151ZM154 52V51H153ZM187 52V51H186ZM234 52V51H233ZM240 52V51H239ZM244 52V51H243ZM13 53H16V54H14V55H12ZM109 53H110V51H109ZM142 53V52H141ZM207 53V52H206ZM18 54H20V57H18ZM66 54V53H65ZM70 54V53H69ZM96 54V55H97ZM108 54V53H107ZM115 54V53H114ZM158 54H165V52L162 50V51H160V52H158ZM183 54H185V53H183ZM195 54V53H194ZM205 54V53H204ZM208 54H211V53H207V55ZM233 54V53H232ZM244 54V53H243ZM242 54V55H243ZM2 55V54H1ZM12 55V56H11ZM37 55H38V53H37ZM53 55H56L55 53H53ZM52 55V56H53ZM71 55V54H70ZM83 56H85V54H82ZM99 55V54H98ZM165 55H167V53L165 54ZM236 55V54H235ZM78 56V55H77ZM114 56V55H113ZM113 56H111V57H113ZM145 56V58L147 57V55H144ZM150 56V55H149ZM148 56V57H149ZM162 56V55H161ZM160 56V57H161ZM211 56V55H210ZM217 56V55H216ZM233 56V55H232ZM231 56V57H232ZM6 59H5V58ZM9 57H11V58H9ZM14 57H16V58H19V60L18 59H14ZM75 57V56H74ZM89 57V56H88ZM87 56H85V59H87V60H91V59H89ZM99 57V56H98ZM137 57H139V56H137ZM136 57V58H137ZM153 56H150L149 58V63H151L152 62V60H153V58H152ZM171 57H172V55H171ZM227 57V56H226ZM235 57V56H234ZM241 57V56H240ZM7 58H9V59H7ZM76 58V57H75ZM74 58V59H75ZM104 57H101V59H103ZM110 57H108V60H110L109 59ZM116 58V57H115ZM156 58V57H155ZM154 58V59H155ZM166 58V56H164V59ZM192 58V57H191ZM194 58V57H193ZM214 57H212V59H213ZM230 58V56L228 57V59ZM239 58V57H238ZM238 58L236 59V60H238ZM242 58V57H241ZM246 58V57H245ZM1 59V58H0ZM99 59H100V57H99ZM106 59H107V57H106ZM144 59V58H143ZM142 59V60H143ZM147 59V58H146ZM145 59V60H146ZM207 59V58H206ZM216 59V58H215ZM16 61V60H18L19 62H16V63H13V61ZM93 60V59H92ZM158 60V59H157ZM200 60V59H199ZM211 60V59H210ZM234 60V59H233ZM242 60V59H241ZM14 61V62H15ZM74 61V60H73ZM80 61V60H79ZM82 61V60H81ZM84 61V60H83ZM147 61V60H146ZM161 61V60H160ZM162 61H164V60H162ZM161 61V62H162ZM212 61V60H211ZM215 61V60H214ZM217 61V60H216ZM240 61V60H239ZM51 62V61H50ZM63 62H65V60L63 61ZM111 62V61H110ZM112 62H114L115 63V60L112 58ZM137 62H138V60H137ZM159 62V61H158ZM158 62L155 64L154 63V70L156 69V66H157V70L159 69V71L161 70L159 67H161L162 68V63L160 62V64L159 65H157L158 64ZM187 62V61H186ZM199 62V61H198ZM74 63V62H73ZM200 63V62H199ZM212 63V62H211ZM228 63V62H227ZM233 62H231V64H232ZM240 63V62H239ZM246 63V62H245ZM67 64V63H66ZM86 64H87V62H86ZM113 64V63H112ZM136 64V63H135ZM138 64H139V62H138ZM140 64H141V62H140ZM162 64V65H161ZM233 64H235V62L233 63ZM7 65H9V66H7ZM69 65V67H70V65L72 66V64H68ZM150 65V64H149ZM152 65H153V63H152ZM161 65V66H160ZM210 65V64H209ZM159 66V67H158ZM163 66H165V63H164V65ZM171 66V65H170ZM201 66V65H200ZM244 66L245 67H247L245 64H244ZM127 67V66H126ZM141 67H142V64H141ZM145 67V65L142 67V69ZM148 67V66H147ZM169 67V66H168ZM213 67V66H212ZM240 67H242V66H240ZM76 68V67H75ZM134 68V67H133ZM139 68V67H138ZM166 68V67H165ZM173 68V67H172ZM178 68V67H177ZM184 68V67H183ZM182 68V69H183ZM189 68V67H188ZM244 68V67H243ZM243 68H242V70H243ZM254 68V67H253ZM126 69V68H125ZM151 69H153V67L151 68ZM151 69H149V70H151ZM164 69V68H163ZM204 69H206L207 70V67L206 68H204ZM257 69V68H256ZM12 71V73H11V71ZM52 70V69H51ZM50 70V71H51ZM154 70H152L153 72H154ZM168 70V69H167ZM167 70H166V73H167ZM172 69H169L168 70V73H170L169 71H171ZM191 70V69H190ZM205 70V71H206ZM259 70V69H258ZM14 71V72H13ZM42 71V70H41ZM63 71V70H62ZM173 71V70H172ZM201 71V70H200ZM10 72V74H8ZM65 72H68V71H65ZM204 72V71H203ZM229 72V71H228ZM253 72V71H252ZM14 73V77L16 78V81L17 82H14L15 81V79L12 81L11 80V78L12 77H10L11 76V74H13ZM157 73V72H156ZM172 73V72H171ZM191 73H192V71H191ZM240 73V72H239ZM257 73V72H256ZM44 74V73H43ZM203 74V73H202ZM204 74H205V72H204ZM207 74V73H206ZM9 75V76H8ZM111 75V74H110ZM149 75V74H148ZM163 75V74H162ZM169 75V74H168ZM13 76V75H12ZM68 75H67V73H66V75L65 76H63L62 78H64L63 80H67V79H65L66 77H67ZM83 76V75H82ZM96 76V75H95ZM109 76V75H108ZM112 76H115L113 73H112ZM150 76V75H149ZM164 76V75H163ZM167 76V75H166ZM186 76V75H185ZM189 76H192V74L190 75H188V77ZM193 76H194V74H193ZM192 76V77H193ZM84 77V76H83ZM91 77V76H90ZM100 77V76H99ZM99 77H97L98 79H100ZM158 77V76H157ZM168 77V76H167ZM170 77H172V76H170ZM169 77V78H170ZM195 77V76H194ZM213 77V76H212ZM253 78H254V76H252ZM37 78H39V77H37ZM58 78H59V76H58ZM71 78H72V76H71ZM70 78V79H71ZM113 78V77H112ZM124 78V77H123ZM184 78H186V77H184ZM35 79H36V77H35ZM40 79V78H39ZM69 79V78H68ZM73 79V78H72ZM89 79V78H88ZM109 79V78H108ZM137 78H135V80H136ZM161 79V78H160ZM171 79H173V78H171ZM204 79V78H203ZM213 79V78H212ZM42 80V79H41ZM91 80V79H90ZM101 80H103V79H101ZM106 80V79H105ZM126 80H127V84H131V85H129L130 86V88L132 89V87H134L133 86V83H134V81L132 80V79H127L126 78ZM162 80V79H161ZM182 80V79H181ZM188 80H190V79H188ZM194 80V79H193ZM208 80V79H207ZM250 80V79H249ZM36 81H38V80H35L34 82H36ZM56 81H57V79H56ZM109 81H111V83L114 81L113 79L111 80V78H110V80ZM130 83H129V82ZM133 81V82H132ZM137 81H138V79H137ZM195 81V80H194ZM196 81H197V83H198V80L196 79ZM201 80L199 79V82H200ZM210 81V80H209ZM213 81V80H212ZM224 81V80H223ZM58 82H59V80H58ZM58 82L57 83H55V84H58ZM86 82V81H85ZM98 82V81H97ZM97 82H94V81H92V82H89L88 83V85L90 86V88H89V86L87 87V82L86 83H84V85H85V88L83 89V86H81V89H83V91L86 89H95V87H98V84L95 86V83H97ZM102 82V81H101ZM101 82H99L100 83V86H102V87H98V88H96V90H100L101 88V90H103V91H105L104 89H105V83H104V87H103V85H101ZM103 82H104V80H103ZM105 82H107L108 83V81H105ZM124 82H125V79H123V80H120L119 79V82L117 83V86H116V88H112L111 87V89H109V88H107V91L109 92V93H107L106 91V94H108V95H106L105 94V98H104V93H103V91H101L102 93H103V97H101V98H104L105 99V101H106V98L108 97V101H109V98H110V100L112 99L110 96H112V95H110V94H113V96L114 95H116L117 97L115 98V100L113 101V99L110 101V102H108V101H106V102H108V103H105V102H101V103H103V104H105L104 106H103V104L102 105H97L96 107H97V110H96V112L94 113V115H92L91 116V114H89L88 112H89V110H91V105L89 106V108L87 107V105L85 106V107H87L88 108V110H87V112H86V109L84 110L81 106H78L77 107V109H73V113H74V115H77L76 116V119L74 120V122L76 121V125H75V129L74 128H72V130H73V132H74V135L72 136V134H70L69 133V131L71 130H69L68 131V126L70 127V123H68V121H71L72 123H73V119L75 118H70L69 120H66L67 122L66 123H68V125H64L65 127H67L66 129H64V130H61V134H59V137H61L64 141V143H67V145H68V143H69V145H70V140L71 141H73V140H75V141H73L72 143H76V145L77 146H79L78 147V149L76 150V148L73 150V152L74 153H72L71 155H73V154H75V153H77V154H75L76 156H78L77 158L76 157H74V161H71V162H74V164H73V166L74 167H77V166H79V162H82V160H83V163L86 161V159H85V155H84V152H83V155H81V154H78V151H79V148H80V145H84V143L86 142V143H88L86 140L87 139H90V137H87V134H88V136H90L91 134L94 136V134L96 135V129H100L101 128V130L100 131H105V130H111V132H109L108 131V133L110 134L111 133V137H108L107 136V140L106 141H108V142H110L109 144H108V142H103V143H101L104 147V149H105V153L107 154V155H109V157H110V154H114V155H111V156H114V158H112V160H111V158H109V157H107L106 155H104V156H106L105 157V160L107 159V161H106V163H105V160H103V162H102V160H101V162H102V165H103V169H100V171L102 170V172L101 173H97V175H95V173H94V175H89L88 173V175L87 174H85V173H81V172H78L77 174H76V172H75V175L76 176H81L82 178L83 177H85V178H81V177H78V178H81L83 181H86L87 179L89 180H92V181H94V184L93 183H91L92 185H100L101 183H102V181H103V185L104 186H108V185H110V183L111 184H113L111 181L112 180H114L113 179V177L115 176L114 174L116 173L117 175L116 176H118V174H119V176H118V178L116 179L115 177V179L116 180H118L119 181V185H122V186H120L119 187V185L117 186H115V187H113V189H114V191L112 190V188L111 189H108L107 190V188L105 189L104 188V186H100L99 187V189H97L98 191L100 190V188L102 187V191L103 192H101L100 194H98L99 192H97V190H94V191H96L97 193L92 197V198H90V200H92L93 202H91L93 205H95V206H97V205H99V207H100V209H95V211L93 212V214H90V212L89 211H91V210H89V209H92V207H94V206H87L86 204L87 203H84V201L82 200V202H80V204H79V202L78 203H73V205H70V206H68V204L69 203H67V202H61L60 201V197L58 196V192L60 193L59 195H62V194H64V196L63 197H65V198H68L69 199V201L70 200H72V199H74V200H78L77 198L78 197H80V196H82L81 194H80V196L78 195V197L76 198V197H74L73 195V198H72V196H69V191H66L65 192V190L67 189V187L68 186H70V187H73V184H72V182L74 181V180H72V182H70L71 180H70V178L68 179V180H66L65 178H66V175H63L64 174V172L62 173V172H60V173H56V175L55 176H52L53 177V179H52V177L50 178L49 176H50V174H49V176H46L45 175V177L44 178H42L41 180L39 179V180H37V182L38 181H40V182H38V184L36 185L35 184V182H34V184H33V180L32 179H30L31 180V182L30 181H28V179H27V183L25 182V181H23L24 180V176H23V172H14L13 173V175H11V173L9 172V170L11 171L12 170V168L13 169H17L18 168V170H20V171H23V170H25L26 168H27V170H29L28 169V167L26 166V164L24 165V166H22L21 167V159H23V161H25V160H27L28 161V159H32V160H34V161H36V154L38 153V151L36 152V147L34 148V151L32 150L31 152H33V153H31V152H29V153H27V151H29V146H30V144L28 143V142H30V143H32L31 145L33 146V145H38L39 146V144H44V146H45V148H48L49 146H51V144H52V146H53V144L55 145L56 144V142L53 140V138H52V136L50 137L49 135H47V132H46V130H49V128H51V129H54L55 127L57 128L59 125H61L62 126V124H64L63 122H62V124H57L58 126H55L54 125V127H52V126H50V124H49V118H47V117H49L47 114H45V112H40V109H42V107L44 108V106H43V104H42V102H33L32 104H31V106L28 108V107H24L25 105H23V104H21L20 106H19V108L20 109H18L19 111L17 112L18 113V116H16L17 117V119H15L16 120V124L15 125H8V126H6L7 127V129H5L4 131L2 130H0L1 132H3V135H4V132H6V134L4 135V147L0 144V151H2L3 153H0V182L1 183H4L5 185H7L8 186V184H7V180H8V178H9V176L11 175L12 176V178H9V179H11V183H10V187L8 186V188H9V191H2L1 190V194H5V195H7V193H9L10 195H11V197L13 198V196H15L14 195V190L16 189V188H18L21 184L20 183H22V181L25 183V184H28V185H31V187H33L34 189V193L31 195L30 194V196H32L30 199H32L33 197H34V199H33V201H31V202H29L30 204L33 202V204H31V210L29 211V212H27L28 210L27 209H29V206L27 207V209H25V211H23V214H24V216L26 215V214H28V216H29V219L27 220V219H25V221L24 222H26V224H25V227L24 228H21V227H19V225L17 224V222H15L16 224H17V226H15V227H17V229L19 228V230H21L22 231V229H24L25 230V228H26V230L25 231H32V232H34V230L35 231H37V230H40V228H41V230L42 231H44L45 229H48L47 231H46V233L44 232V234H47L48 233V235H43L42 237H40V236H38V239L37 240H43V241H40L41 243L43 242V244L44 245H46V246H44V248H43V250H45V256H46V258L47 259H45L44 261H46V263L45 264H53L54 262H53V260L51 259L53 256L56 258V256H57V251L60 253V254H62L61 256H63L64 257V259L63 260H61L62 261V263L63 264H68V259H70V257H68V250H65V251H60V250H58V246H50V244H52V245H55L54 243H56V241H57V239H56V237H57V235L56 234H58V232L60 233V231L62 230V229H60V231H58L57 232V229H56V227H55V229H56V233L54 234H52L51 233V227H52V225L55 223V221L56 220H58V219H60V220H58V221H56V222H59L58 224H60V221L61 220H63V217H65V215L63 216L61 213H65V212H62V210H61V212L60 211H58V208L57 207H59L58 205H60L61 207H62V205L64 206L65 205V203H67V206H65V207H63V209H67V210H65V211H68V215H70L71 214V216H72V214H73V217H75V219L74 220H76V218H78L75 222H74V224H76L75 226H77V227H74L73 225H71V226H73V229L75 228V229H77L78 228V226H79V233H78V235L76 234V239H78L79 238V236H81L80 235V233H86L85 231L83 232V229L80 227L81 225H79V222L78 221H80V222H82L83 220H79V217L80 216H85V214H87L86 216L87 217H89L90 215L93 217H91L92 218V220H94L93 222H95V223H97V226H96V228H94V229H91V235L89 236V234H88V238L89 239H85V238H83L84 236L82 235V237H81V239L83 238V239H85V240H87L89 243L88 244H90L91 242H98L99 244H96L97 245V248H101L100 246H101V242H103V243H107V242H109L108 241V237L110 236V235H112V237H113V235L114 234H116V232H118V227H120L119 226V223H120V221H123L122 219H126L127 217V219H129L130 218V220H131V223L132 224H130L131 226L129 227V225L128 226H126L125 224L122 226L123 228L126 226V227H129L130 228V231H129V228H128V233L126 234V233H124L123 234V232L122 231H126L127 230V228L124 230L122 227H120L119 229H120V232H121V235L123 236L124 235V239L125 238H127L126 240H128L127 241V243L125 244V245H122V240H121V238H122V236L120 237V238H118V239H120V241L119 242H121L120 244H121V246H119V245H117V244H110V245H112L111 246V248H110V245H109V247H108V249L109 250H106V251H102V257L100 256L101 254H99V255H95V257H93V255H92V257H90V255L88 254V255H86L85 253V255L83 254V256H80V257H76V258H74V257H72V255H71V257H72V259H71V261H70V263L73 261V263H75L74 262V260L77 262V264H80V263H82V264H111L110 263V261L111 260H113V257H114V255L116 254V255H118V254H121L122 255V253L124 254H126L127 252H129L128 254H130V252H131V258H129V259H127L128 257H126V259H127V262H125V256H124V258H120L122 261H124L125 263H127V264H162V262H164V264H202V263H200L201 261H203L204 263L203 264H228V262L230 261L231 263L230 264H233V262L231 261L233 258H234V256L232 257V259L229 257V256H227L228 255V253H230V255H232L231 254V252L233 253V251H234V246L232 245V246H230V247H228V246H225V245H227V244H231L232 242H233V244H237L235 247H236V249H237V251L239 250L240 251V249H242V247H243V245L246 243H244V241H246V239L248 240L249 238V240H248V242L249 243H251L252 245L254 244V242H256L257 240H256V238L255 237H257V238H259V236H257V234L259 233V230L260 229H258L259 227L255 224V227H254V225L253 226H251V224H253V223H255V222H257L258 220L256 219V217H258V218H261V217H263V215H264V211H263V208H262V206L264 205V204H262L261 206H259V204H258V207H261L260 208V210L262 211H259L257 208H256V210L258 211V213H256V210H254L255 208H254V206H253V204H255V203H257L258 201H260L259 200V198H261L260 196L262 195L261 193H263V196H264V192L263 191H260L259 192V190H256V189H261L262 188V190H264V181H262V183H258V182H261V181H258L257 183L260 185V187H259V185H256L255 184V190H256V192L258 191L261 195L260 196H258V199H257V197L255 198L254 196H256L255 194H259V193H256V192H254L253 193V191H252V189H251V191H252V193H253V197H252V195H250V197L252 198V199H254V201H255V203H254V201L252 200V199H250L251 200V203L249 204V206L250 207H248V204H246V205H244L246 202H244V201H247L248 202V197H249V195H246L247 193H248V190L250 189V188H252L251 187V185L250 184H252V182L249 184L248 182H247V184H249V186L250 187H245V189L247 188V190H245V193L246 194H244V195H246V200L244 199L245 198V196H244V203L242 204V201L239 203V199H237L238 198V193H239V191L237 192V194H235L236 196H235V198H236V201H234L235 200V198H234V194H233V197H232V193L233 192H235L236 191V189H237V187H236V189H235V191H233L232 192V190H231V188H232V186H230V185H228V183H226V184H224V182H227V180H228V176H229V172H228V169H224V168H222V169H216V167L215 168H213V167H211V165H213V164H211L210 165V163L212 162V161H214V160H211V162H210V152H213V151H211L212 149H208L207 148V142H209V140L211 141V143L214 141H212V139L214 138V136H213V133L211 134L210 132L208 133V134H210V135H212L213 136V138L211 139L210 137H209V135L206 133V127H205V132H204V129H203V127H202V130H201V128H195L196 130L197 129H199V131L197 132V134L195 135H193V132L194 133H196L194 130L191 132H189L188 130L186 131V132H184V133H182V132H178L177 130H176V127L174 128L173 127V125H171L170 124V127H167V128H165V129H161L159 132H157L156 131V127H155V125L152 123V124H150L151 123V121L149 122V120L147 121L146 120V118H149L150 120H151V118L153 119H155L157 116H158V114H159V110H152V109H150L151 111H149V110H146V108H147V105L149 106V104L151 103L150 101H152V100H150V101H148L147 102V99H146V97L148 98V94H147V91L148 90H144V88H143V90L142 91H139V90H137L136 89V87H135V89H133V91H135V93H136V91H138V92H140V93H138V94H135L133 91H131L130 89H129V86H126V84L124 85ZM160 82V81H159ZM165 82H167V81H165ZM183 82V81H182ZM206 82H208V81H206ZM61 82H59V84H60ZM65 83V82H64ZM137 83H139V82H137ZM196 83V84H197ZM201 83V82H200ZM209 83V82H208ZM213 83V82H212ZM35 84H37V82L35 83ZM58 84V85H59ZM76 84H78V83H76ZM103 84V83H102ZM114 83H112V84H110V85H107V87L109 86H112ZM142 84H143V82H142ZM147 84V83H146ZM176 84H177V82H176ZM31 85H34V83L32 82V84ZM95 87H94V86ZM127 87L128 88V90L129 91H131L129 94H130V98L129 99H131L130 100V102L131 103H136V104H134V106H133V104H131L130 105V107H132L133 109V112L132 113H130V112H128V110H127V107L125 106H123V107H120V106H118V104L120 105V103H119V98L121 99V102H123L122 101V98H127V97H124L125 95H127L128 96V94L127 93H125V94H121V89H125V87ZM135 85V84H134ZM145 85V84H144ZM143 85V87H145ZM155 85V84H154ZM163 85H165L164 83L162 84V86ZM178 85V84H177ZM183 85V84H182ZM201 85V84H200ZM35 86V85H34ZM71 86V85H70ZM92 86H93V88H92ZM171 86V85H170ZM185 86H188V83H187V85H185ZM184 86V87H185ZM211 86V85H210ZM218 86V85H217ZM68 87V86H67ZM158 87V86H157ZM175 87V86H174ZM190 87H193L192 85L190 86ZM197 87V86H196ZM213 87H214V85H213ZM260 87V86H259ZM76 88H78V86H76V85H72L71 87H68V88H65L64 87V89H63V87H62V89H61V86H60V89H61V91H60V93H59V91H57L59 94H61V93H63V94H68L70 97L69 98H66V103L67 102H70V103H72V102H74V99H73V96H75V93H76ZM100 88V89H99ZM104 88V89H103ZM149 88V87H148ZM147 88V89H148ZM153 88H154V86H153ZM159 88V87H158ZM157 88V89H158ZM164 88V87H163ZM166 88V87H165ZM164 88V90H166ZM176 88V87H175ZM175 88H173V89H175ZM179 88H181V87H179ZM198 88V87H197ZM80 89V88H79ZM80 89V90H81ZM156 89V90H157ZM167 89L168 90H171V89H169L168 87H167ZM191 89V88H190ZM207 89V88H206ZM205 89V90H206ZM217 89V88H216ZM90 90H89V96H90ZM161 90H162V88H161ZM179 90V89H178ZM183 90V89H182ZM186 90V89H185ZM204 90V91H205ZM25 91V94L27 93V94H29V92H28V90H26V87H24V90H23V92ZM52 91H54V90H52ZM56 91H54V93L56 92ZM95 91V90H94ZM155 91V90H154ZM171 91H174V90H171ZM200 92H201V87H200V90H199ZM207 91V90H206ZM210 90H208L207 92H209ZM16 92H18V90H16ZM20 92V91H19ZM18 92V93H19ZM97 92V91H96ZM110 92H112V93H110ZM123 92H125V91H123ZM122 92V93H123ZM160 92V91H159ZM163 92V91H162ZM161 92V93H162ZM170 92V91H169ZM168 92V94H171V93H169ZM175 92H176V90H175ZM178 92V91H177ZM195 92V91H194ZM194 92H192L191 94H194ZM166 93V95H167V91L165 92ZM165 93H164V95H165ZM190 93V92H189ZM80 94V93H79ZM83 94V93H82ZM84 94H85V92H84ZM100 94V92L98 93V95ZM123 95V96H121V95ZM160 94V93H159ZM173 94V93H172ZM178 94V93H177ZM180 94H181V92H180ZM201 94H202V92H201ZM204 94V93H203ZM261 94V93H260ZM67 95V96H68ZM93 95H94V93H93ZM101 95V94H100ZM99 95V96H100ZM136 95H138V97L136 96ZM166 95H165V97H166ZM183 95H185V94H183ZM17 96L19 97V94H17ZM62 96V95H61ZM78 96V95H77ZM77 96H75V97H77ZM95 96V95H94ZM167 96H169V95H167ZM175 96V95H174ZM178 96V95H177ZM187 97H188V92H187V95H186ZM189 96L191 97V95L189 94ZM79 97V96H78ZM91 97V96H90ZM115 97V96H114ZM119 97V98H118ZM139 97H141V98H139ZM170 97H172V98H174L172 95H170ZM169 97V98H170ZM178 97H182V95H180V96H178ZM57 98H58V95H57ZM60 98V97H59ZM65 98V97H64ZM81 98V97H80ZM92 98H93V96H92ZM96 98H97V95H96ZM100 98V99H101ZM152 98V97H151ZM162 98V97H161ZM167 99H169L168 97H166ZM176 98V97H175ZM207 98V97H206ZM211 98V97H210ZM52 99H53V97H52ZM87 99V98H86ZM150 99V98H149ZM148 99V100H149ZM153 99V98H152ZM167 99H165V100H167ZM88 100L89 99H87V104H88ZM95 100V97H94V99H93V101ZM97 100H99V99H97ZM178 99L176 98V101H177ZM207 100V99H206ZM53 101V100H52ZM54 101H56L55 99H54ZM82 102H83V100H81ZM113 101V102H112ZM125 101V100H124ZM168 101V100H167ZM169 101H171V99L169 100ZM65 102H63V103H65ZM97 102V101H96ZM98 102H100V101H98ZM129 102V103H130ZM154 102H157V100L156 101H154ZM209 102V101H208ZM207 102V103H208ZM85 103V102H84ZM100 103V104H101ZM110 103V104H109ZM149 103V104H148ZM182 103V102H181ZM236 103V102H235ZM238 103V102H237ZM56 104V103H55ZM68 104V103H67ZM83 104V103H82ZM93 104V103H92ZM94 104H95V102H94ZM107 104H109V105H107ZM124 104H126V102L125 103H122V105H124ZM139 104V107H137V105ZM141 104V105H140ZM144 104H147V105H145L146 106V108H145V114L146 115H144V111H142L141 109H143L144 108ZM153 104V103H152ZM158 104H160V103H158ZM174 104V103H173ZM177 104V103H176ZM183 104H184V102L182 103V106H183ZM54 105V104H53ZM80 105V104H79ZM241 105V104H240ZM48 106V105H47ZM60 107H61V105H59ZM70 106V105H69ZM68 106V107H69ZM83 106V105H82ZM94 106V105H93ZM103 106V107H102ZM105 106H106V109H108L109 110V108L111 109V110H109L110 112L112 111V107H114V109H115V107H116V109H115V111H113L114 112V114H111V113H109V115H108V113L107 114H104L105 113V111H104V109H105ZM110 106V107H109ZM160 106V105H159ZM159 106H158V108H159ZM179 106V107H178ZM178 106H176V108L177 109H179L180 108V105H178ZM198 107H197V110H198V112H197V119H196V124H198L201 120H200V118L203 116V115H205L206 117H208V113L206 112V111H204V108L202 107H200L199 105H197ZM65 107V106H64ZM63 107V108H64ZM72 107V106H71ZM109 107V108H108ZM129 107V108H130ZM162 107V106H161ZM161 107H160V109H161ZM172 107V106H171ZM187 107V106H186ZM193 107H195V106H193ZM245 107V106H244ZM247 107V106H246ZM28 108V109H27ZM70 108V107H69ZM152 108V107H151ZM163 108H165V109H163ZM163 110L161 109V111H166L168 108L167 107H165V106H163ZM167 108V109H166ZM27 109V110H26ZM52 109V108H51ZM55 109H57V108H55ZM66 109V108H65ZM96 109V108H95ZM94 109V110H95ZM105 109V110H106ZM113 109V110H114ZM43 110V109H42ZM60 110H61V108H60ZM59 110V111H60ZM64 110V109H63ZM92 110H93V107H92ZM107 110V111H108ZM124 110L126 111L127 110V113H129V114H126V112H124ZM216 110V109H215ZM46 111V110H45ZM66 111V110H65ZM116 111H118V113L116 114ZM130 111V110H129ZM149 111V112H148ZM161 111H160V113H161ZM164 111V112H165ZM47 112V111H46ZM51 112V111H50ZM55 112V111H54ZM86 112V113H85ZM141 112H143L142 113V117H139V116H141L140 115V113ZM254 112V111H253ZM256 112V111H255ZM68 113H70V112H68ZM71 113H72V111H71ZM85 113V114H84ZM139 113V116H138V118L136 117L135 118V116L137 115ZM158 113V114H157ZM206 113V114H205ZM218 113V112H217ZM66 114H67V112H66ZM34 115H38L39 117H38V119H36L35 120V118H34ZM53 115V114H52ZM73 115V114H72ZM144 115V116H143ZM209 115H210V113H209ZM159 116H161V114L159 115ZM242 116V115H241ZM36 117V116H35ZM144 117V118H143ZM199 117V118H198ZM68 118V117H67ZM79 118H83V120H80V121H78V119ZM45 119H48V120H45ZM103 121H105L106 120V122L108 121V124L107 125H105V123H104V125L101 123V121L102 120ZM207 119L208 118H205L204 120H206L207 121ZM4 120V119H3ZM136 120V121H135ZM200 120V121H199ZM2 121V120H1ZM5 121V120H4ZM35 121L37 122V123H41L42 122V124H40V125H38L37 126V131L36 132H33V139H30V141L28 140L26 143H28V144H26L24 141H25V138H27V139H29L30 138V135L32 134L31 132L32 131H34V129L36 130V127H34V125L32 126L31 124V122H33V123H35ZM44 121H46V122H44ZM50 121H51V119H50ZM52 121H53V119H52ZM133 121L134 122H137V121H139V124H136V123H133ZM44 122V123H43ZM146 122H148V123H146ZM191 122V121H190ZM2 123V122H1ZM37 123H35V124H37ZM51 123V125H53L52 124V122H50ZM54 123V122H53ZM133 123V124H132ZM161 124V123H160ZM169 124V123H168ZM179 124V123H178ZM192 124V123H191ZM212 123H210V125H209V123H207V125H209V127L211 126V128H210V130L212 129L213 130V128H212V126L214 125H216V124H214V122H213V125H211ZM192 125H195V124H192ZM199 125V127H200V125H203V126H205V124H203V122H202V124H201V122L198 124ZM206 125V126H207ZM32 126V127H31ZM64 126H62V127H64ZM163 126H164V124H163ZM213 126V127H214ZM60 127V126H59ZM58 127V128H59ZM178 128H179V126H177ZM214 128H216V127H214ZM71 130V131H72ZM85 130V131H84ZM122 131L123 133V135H122V137H120V138H117L118 137V135H121L120 133H118L119 131ZM29 131H31L30 132V134H29ZM84 131V133H82L81 134V132H83ZM99 131V132H100ZM208 131H209V128H208ZM207 131V132H208ZM215 131H219V130H213V131H211V132H215ZM0 132V133H1ZM98 132V131H97ZM99 132L97 133V134H99ZM217 132H216V134H217ZM107 133V134H108ZM221 133V132H220ZM219 133V135H221ZM2 134V133H1ZM27 134H28V137H26L27 136ZM115 134L117 135V136H115ZM215 134V135H216ZM69 135H70V137H69ZM91 135V136H92ZM106 135V134H105ZM218 135V134H217ZM55 136V135H54ZM83 136H86V140L84 141V140H82L84 143H82V141L81 140H79L80 138H83ZM98 136V135H97ZM104 136V135H103ZM222 136V135H221ZM72 137H74V139L72 140L71 138ZM145 138V139H141L142 141H143V144H141L140 143V145L141 146H143V148L142 149H140V147H139V149H138V147H136V146H138L136 143H139L138 142V139L139 138ZM215 137H217V136H215ZM49 138H51L52 139V143L50 144V145H48L49 143L47 142V141H49V140H51V139H49ZM61 138H58V137H55L54 139L57 141V139H60L59 141H60V143H58V144H62L63 142H62V140H61ZM103 138V137H102ZM221 138V137H220ZM104 139H105V137H104ZM215 139V138H214ZM67 142H66V141ZM69 140V141H68ZM91 140V139H90ZM94 140H95V138H94ZM218 140V139H217ZM222 140V139H221ZM17 141H19V142H17ZM77 141H80V145H78V143H77ZM99 141V140H98ZM216 141V140H215ZM215 141L213 142V143H215ZM58 142V141H57ZM94 142H96V141H94ZM218 142H220L219 140H218ZM217 142V143H218ZM71 143V145H73ZM82 143V144H81ZM85 143V144H86ZM89 143H90V141H89ZM88 143V144H89ZM107 143V144H106ZM26 144V145H25ZM90 144H92V141H91V143ZM89 144V145H90ZM94 144V146H95V144L96 143H93ZM98 144H99V142H98ZM126 144H128V148H129V145H130V147H131V145H132V147L131 148H126V151H127V149L129 150L128 151V153L126 154H124L123 153V155H121V157H119L120 156V154L119 153H121V152H125V148H124V145L126 146ZM136 144V145H135ZM210 143H208V145H209ZM70 145V146H71ZM76 145H75V147H76ZM87 145V144H86ZM88 145V146H89ZM97 145V144H96ZM100 145V144H99ZM101 145V146H102ZM134 145V146H133ZM25 146H27L26 148H28V150L26 149V150H24V148H25ZM31 146V147H32ZM51 146V147H52ZM93 146V145H92ZM91 146V147H92ZM98 146V145H97ZM119 146H123V147H121L122 149H120L119 150ZM219 146V145H218ZM51 147H49V149L51 148ZM54 147V146H53ZM69 147V146H68ZM99 147V146H98ZM127 147V146H126ZM134 147V148H133ZM174 147V148H173ZM67 148V147H66ZM65 147H64V149H63V151L61 152V153H65V149H66ZM84 148V147H83ZM88 148H90V146L88 147ZM88 148H85L86 150H88ZM103 148H101V149H103ZM118 149V151H117V149H116V151L118 152V153H114L115 151H113V149ZM207 148V149H206ZM213 148V147H212ZM48 149V150H49ZM96 149V148H95ZM131 149V150H130ZM133 149V150H132ZM172 149H175V150H173L172 151ZM42 150V149H41ZM52 150V149H51ZM59 150H60V147H58L57 148V150H55V151H57L58 153H59ZM71 150H72V147H70V149H69V151L70 152H68V153H71ZM77 152H76V151ZM82 150V147H81V149H80V151ZM92 150H94V148H91V152H90V155L91 154H94L93 152H92ZM171 152H170V151ZM25 151V152H24ZM54 151V150H53ZM55 151H54V153H55ZM66 151H67V149H66ZM80 151H79V153H80ZM135 151V152H134ZM205 151H208L209 152V154H208V152H205ZM113 152V153H112ZM204 152V153H203ZM230 152V151H229ZM39 153H42V152H39ZM67 153V154H68ZM87 153V152H86ZM97 153V152H96ZM44 154V153H43ZM42 154V155H43ZM46 154V153H45ZM53 153H52V151H51V154H50V157H51V155H52ZM89 154V153H88ZM87 154V155H88ZM115 154H116V156H117V154H118V158L116 157L115 158ZM205 154H207V158L206 157H204V156H206ZM214 154V153H213ZM242 154H243V152H242ZM17 155H20L19 157L21 158L20 159V163L17 165V162L14 164L13 163V165H12V163H11V160L13 159H15V156H17ZM96 156H97V154H95ZM94 155V156H95ZM204 155V156H203ZM245 155V154H244ZM44 156V155H43ZM47 156H48V154H47ZM56 156L59 158V155L58 154H56ZM83 156H85L84 157V159H82L83 158ZM95 156V157H96ZM101 156H102V154H101ZM101 156H100V158H101ZM211 156H213L212 154H211ZM251 156V155H250ZM40 157H41V155H40ZM52 157L55 159V157H54V155H52ZM91 157H92V155H91ZM247 157H249L248 155H247ZM34 158V159H33ZM61 158V157H60ZM71 158V157H70ZM75 158H76V160H75ZM87 158V160L90 162V160H92L93 161V159H95V158H91L90 160H89V157H86ZM212 158V157H211ZM5 159H10L9 160V162H8V160H6L7 162L6 163H1V161H3V160H5ZM38 159H39V156H38ZM72 159V158H71ZM80 161H79V160ZM96 159H98L97 157H96ZM95 159V160H96ZM16 160H18V159H16ZM45 160V159H44ZM108 160H111L110 162L111 163H108ZM208 161V163H207V161ZM30 161V160H29ZM34 161H32V162H34ZM38 161V160H37ZM249 161V160H248ZM78 163L77 165H76V163ZM98 162L101 164V162L98 160ZM24 163V162H23ZM29 163H31V161L29 162ZM86 163H87V161H86ZM85 163V164H86ZM91 163H96L95 161H93V162H91ZM32 164V163H31ZM42 164V163H41ZM41 164H40V166H41ZM68 164H70L71 165V163H68ZM84 164V165H85ZM93 164H91V166H92V168H91V166L87 163L86 165H88V167L87 168H90V170H92V169H94L95 167H93ZM98 164V163H97ZM96 164V165H97ZM100 164H98V166L100 165ZM105 164V165H104ZM249 164V163H248ZM83 165V164H82ZM84 165H83V167H84ZM216 164H214L213 166H215ZM240 165V164H239ZM14 166V167H13ZM38 166V165H37ZM90 166V167H89ZM101 166V165H100ZM225 166H227V165H225ZM229 166V165H228ZM227 166V167H228ZM240 166H242V165H240ZM85 167V168H86ZM211 167V168H210ZM231 167V169H232V166H230ZM243 167H244V165H243ZM246 167V166H245ZM248 167H250V166H248ZM41 168V167H40ZM61 168V167H60ZM96 168H98L97 166H96ZM99 168H102V167H99ZM218 168V167H217ZM242 168V167H241ZM240 167H238V169H241ZM34 169V168H33ZM37 169V168H36ZM246 169V168H245ZM84 170V169H83ZM95 170H98V169H95ZM227 170V171H226ZM234 170V169H233ZM244 170V169H243ZM242 170V172H244ZM80 171H81V169H80ZM232 171V170H231ZM10 173V175H9V173ZM25 172V171H24ZM68 172V171H67ZM89 172V171H88ZM94 172H96V171H94ZM33 173V172H32ZM40 173V172H39ZM66 173V172H65ZM90 174L91 173H93L92 171L91 172H89ZM26 174V173H25ZM48 174V173H47ZM231 174H233V173H231ZM9 175V176H8ZM53 175V174H52ZM234 175H235V177L236 178H238L237 176H236V174L234 173ZM244 175V174H243ZM250 175V174H249ZM10 176V177H11ZM64 176H65V178H64ZM90 176H91V178H90ZM231 176V175H230ZM241 176H242V174H241ZM26 177V176H25ZM67 177H68V175H67ZM111 177V178H110ZM231 177H233V175L231 176ZM230 177V178H231ZM249 177V176H248ZM32 178H33V176H32ZM36 178V177H35ZM48 178H50V179H48ZM74 178V177H73ZM77 178V177H76ZM252 178V177H251ZM251 178H249V179H251ZM34 179V178H33ZM75 179V178H74ZM81 179H80V181H81ZM106 179H111V181L108 183L107 181L108 180H106ZM235 179V178H234ZM249 179L247 180L246 179V181H249ZM70 180V181H69ZM87 180V181H88ZM9 181V180H8ZM34 181H36L35 179H34ZM79 181V182H80ZM104 181H106L105 183H106V185L104 184ZM115 181V180H114ZM118 181H116V183L118 182ZM128 181V183H126ZM230 181V180H229ZM234 181V180H233ZM257 181V180H256ZM232 182V181H231ZM245 182V179H244V181H243V183ZM12 183H13V185H12ZM14 183L16 184V185H14ZM23 183V184H24ZM74 183V182H73ZM234 183H235V185L234 186H236V184H237V179L234 181ZM256 183V182H255ZM20 184V185H19ZM124 184V185H123ZM230 184V183H229ZM2 185V184H1ZM46 185H49L48 187L50 188H52V189H54L55 190V192L56 193H54L53 194V192L52 191H50V193L48 192L45 196H44V192L43 193H40V190H42L43 188L42 187H44V188H46L45 186ZM79 185V184H78ZM241 185H243V184H241ZM246 185V184H245ZM21 186H23V185H21ZM26 185H24V187H25ZM75 186V185H74ZM259 187V188H257V187ZM23 187V188H24ZM29 186H27V188L26 189H28L29 191H30V189L28 188ZM39 187H41L42 189H39ZM65 187V188H64ZM84 187V186H83ZM120 188V190L119 189H116V188ZM253 187V188H254ZM48 188V189H49ZM95 188H97L96 186H95ZM241 188V187H240ZM242 188H243V186H242ZM25 189V190H26ZM47 189V188H46ZM70 188H68V190H69ZM105 189V190H104ZM115 189L117 190V191H115ZM109 191L110 190V192H108V193H104L105 191ZM214 192V199H213V201H212V199L210 200V201H208L206 198L209 196V198H210V194H211V196H212V191ZM47 191V190H46ZM71 191V190H70ZM74 191H76V190H74ZM106 191V192H107ZM111 191H113V192H111ZM230 191V192H229ZM242 191V190H241ZM240 191V192H241ZM13 192V193H12ZM67 192H68V195H67ZM73 192V191H72ZM84 192V191H83ZM25 193H27V192H25ZM25 193H22L21 195L20 194H18L19 196H17V194H16V196L17 197H15L16 199H11V204H10V206H9V210H10V207L12 208V206H16V205H19L22 201H25L26 199L25 198H27L26 196H25ZM31 193V192H30ZM73 193H76L77 194V191L76 192H73ZM90 192H88V194H89ZM251 193V194H252ZM49 194H51L50 196H47V195H49ZM92 194V193H91ZM249 194V193H248ZM43 196H44V198H43ZM77 196V195H76ZM90 196V195H89ZM231 197V198H230ZM49 198H52V201H55V204L57 205V207H56V205H50V200L51 199H49ZM71 198V199H70ZM81 198V197H80ZM82 198H84V196L82 197ZM88 198V197H87ZM231 200V201H234V204H237V201H238V203L240 204V205H235L234 206V204H233V202H231L232 204H233V206H232V204L229 202V199ZM232 198H234V200L232 199ZM240 198V197H239ZM241 198H242V196H241ZM28 199V198H27ZM35 199H36V201H35ZM49 199V201H47ZM228 201V203H227V205H226V200ZM242 199V200H243ZM44 200H46V203L49 205V206H51V208L53 209V212H52V210H50V208H48V209H45V211L44 212H47L46 210H48V214H44V215H46V218H45V216H43V218L41 217L40 219H42V220H37V221H39L40 222V224H42V225H39V223H38V226H40L39 228H38V226H35V225H32V220H34L35 219V217L37 216V214L36 215H34L33 214V212H35L33 209H32V207H35L36 208V206L37 207H40V206H43L44 205V202H42V201H44ZM223 200H225V201H223ZM58 201H60L59 202V204H57L58 203ZM64 201V200H63ZM66 201V200H65ZM73 201V200H72ZM80 201V200H79ZM37 202V203H36ZM57 202V203H56ZM224 202H225V204H224ZM236 202V203H235ZM6 203V202H5ZM23 203V202H22ZM21 203V204H22ZM39 203V204H38ZM54 203V202H53ZM64 203V204H63ZM84 204V206L86 207H90V208H88L86 211L82 208H80L81 209V212H78L77 211V209L78 210H80L78 207H83V205H81V204ZM253 203V204H252ZM52 204V203H51ZM79 204V205H78ZM183 205V206H181V205ZM208 204H209V206H208ZM228 204H231V206L229 207V205ZM9 204H7V206H8ZM46 205V204H45ZM78 205V206H77ZM179 205H180V208H179ZM251 205L253 206V208L251 207ZM228 206V207H227ZM246 206H247V209H246ZM2 207V206H1ZM0 207V219H2V217H4V216H6V214H9V213H7L9 210L7 209V212L5 213L3 210H1L2 208ZM18 207V206H17ZM20 207H21V205H20ZM26 207V206H25ZM55 207V208H54ZM84 207V208H85ZM205 207H207L208 209H206ZM211 207L212 208H214L215 210H210L211 209ZM232 207V208H231ZM237 207V208H236ZM256 207V206H255ZM21 208H23V207H21ZM42 208V207H41ZM45 208H47V207H45ZM95 208V207H94ZM93 208V209H94ZM233 208H235V209H233ZM241 208V209H240ZM249 208H251V209H253V211L254 212H252L251 213V211H250V215L252 216L253 215V213H254V215H253V218L255 217V220H257V221H255V222H253V220L251 221V224H250V219L249 220H247V217L249 218V217H251V216H249V214H247L249 211ZM4 209V208H3ZM20 209V208H19ZM56 211H55V210ZM61 208H59V210H60ZM86 209V208H85ZM93 209H92V211H93ZM218 209V210H217ZM240 209V213L237 211V210H239ZM242 209H243V211H242ZM247 211H246V210ZM250 209V210H251ZM41 210H44V209H41ZM97 211H100V212H97ZM214 211V212H213ZM218 211V212H217ZM234 211H237V212H235V215H234ZM25 212V213H24ZM27 212V213H26ZM58 212H60V214L61 215H57V213ZM88 212V213H87ZM245 212H247V213H245ZM263 213V215L262 216H258V215H256V214H259V213ZM236 213H239V214H241V215H244V216H239V214H236ZM242 213H245V214H247V215H245V214H242ZM256 213V214H255ZM50 214H55V215H53V216H55L54 218H52L51 217V221L49 222V221H47L46 219H50ZM59 214V213H58ZM90 214V215H89ZM182 214V215H181ZM191 214H194V215H191ZM230 214L233 216L232 218H231V216H230ZM49 215V216H48ZM56 215L57 216H61V217H56ZM195 215H197V216H195ZM237 215L239 216V217H237ZM260 215V214H259ZM11 217H14L15 215H10ZM17 216V215H16ZM15 216V217H16ZM21 216H23V215H21ZM27 216V215H26ZM111 216V217H110ZM197 217L198 218V221L196 222V220L194 219L195 217ZM247 216V217H246ZM19 216H17V218H18ZM33 219H32V218ZM68 217V216H67ZM10 218V217H9ZM21 218H23V217H21ZM44 218H45V222H44ZM66 218V217H65ZM64 218V219H65ZM90 218V219H91ZM196 218V219H197ZM229 218V219H228ZM230 218L232 219V220H234V221H232V220H230ZM235 218H240V220H236ZM243 218V219H242ZM246 219V221L247 222H245L244 220ZM70 219V218H69ZM71 219H73V218H71ZM71 219L69 220V221H71ZM82 219V218H81ZM88 219V218H87ZM86 219V220H87ZM126 219V220H127ZM226 219V220H225ZM36 220V219H35ZM84 220H85V218H84ZM85 220V221H86ZM125 220V221H126ZM215 220H217V221H215ZM222 220L224 221V222H226L227 224H229V222H230V224L227 226L225 223H224V225H221V223H222ZM227 220H228V222H227ZM241 220L242 221H244L246 224H244V223H242L241 222ZM262 220V219H261ZM47 221V222H46ZM52 221L54 222V223H52ZM73 221V220H72ZM90 220H88V222H89ZM219 221H221V222H219ZM237 221H239V222H237ZM24 222H23V224H24ZM44 222V223H43ZM62 222H64L63 223V225L65 226L66 224H65V220H63ZM61 222V223H62ZM87 222V221H86ZM86 222H84V224L86 223ZM87 222V223H88ZM92 221H90V223H93ZM130 222V221H129ZM213 222H217V224H215V223H213ZM241 222V223H240ZM249 222V223H248ZM253 222V223H252ZM259 222V221H258ZM262 222H264V217H263V221H261V223ZM10 223H11V221H10ZM36 223V222H35ZM34 223V224H35ZM50 223H52V225L50 224ZM87 223L85 224V225H87ZM88 224L89 226L91 225V224ZM94 223V224H95ZM122 223V222H121ZM234 223V224H233ZM236 223V224H235ZM20 224V223H19ZM56 224V223H55ZM54 224V225H55ZM83 224V223H82ZM196 224H197V226H196ZM211 224H214V226L213 225H211ZM223 224V223H222ZM237 224L239 225V227H241V226H247V228H244V231H245V229L247 230L248 229V233H249V231H250V233L251 232H255V228H256V226L258 227L257 229H256V236L254 235L255 233H251V235L249 236V235H247V237L248 238H246L245 236H244V234H243V238H246V239H244V241H243V239L240 237V239L239 238H237L238 236H236L235 237V235H240V233H241V230L240 229H242L243 230V228H240L238 231L236 230V229H238L239 227L237 226ZM10 225V224H9ZM11 225H13V224H11ZM36 225H37V223H36ZM61 225V224H60ZM59 225V228L62 226H60ZM215 225H216V228H215ZM219 225H220V227H219ZM233 225H235L234 227H233ZM21 226V225H20ZM42 226H43V229H42ZM51 226V227H50ZM69 226V225H68ZM84 225H82V227H83ZM92 226V225H91ZM222 226V227H221ZM227 228H226V227ZM262 226V225H261ZM23 227V226H22ZM58 227V226H57ZM63 227V226H62ZM61 227V228H62ZM87 227V226H86ZM94 227V226H93ZM196 229H195V228ZM224 227V228H223ZM251 227H253L254 229H252ZM7 228H8V226H7ZM58 228V229H59ZM69 230H67V232H66V234L65 235H67V238L69 237V238H71V236H75L74 234L75 233H77L78 232V230L76 231L75 229V233H73L72 232V229L70 230V228H72V227H67ZM80 228L82 229V231L80 230ZM85 228V227H84ZM213 228H215L216 229V232L220 235V237H222L223 236V238L225 237L226 239H228L229 238V240H230V238L232 237V236H234L235 238H237V240H240L239 241V243L240 244H238V243H236V242H234L233 240H230L231 242H229V240H226V243L227 242H229V243H225L224 241H222V243H225V244H223L222 245V243H220V242H218V239L220 240V238L219 237H217V236H215V232H213ZM218 228L219 229H221V230H218ZM226 228V229H225ZM252 230H250V229ZM2 229V228H1ZM32 229V230H31ZM37 229V230H36ZM54 229V230H55ZM87 229V228H86ZM86 229H84V230H86ZM9 230V229H8ZM40 230V231H41ZM54 230H52V231H54ZM65 230H66V226H65ZM73 230V231H74ZM237 232H240V233H237ZM10 231V230H9ZM40 231H39V233H40ZM41 231V232H42ZM50 233H49V232ZM90 231V230H89ZM261 231V230H260ZM17 232V231H16ZM24 232V231H23ZM63 232V231H62ZM62 232L60 233V238H61V234H62ZM120 232H118V235H119V233ZM233 232H235V233H237V234H235V233H233ZM262 232H263V230H262ZM4 233H5V231H4ZM15 233V232H14ZM35 233H37V232H35ZM38 233V234H39ZM194 233H196V234H194ZM243 233H245L246 234V232H243ZM247 233V234H248ZM11 234V233H10ZM37 234V235H38ZM51 234L52 235H55L54 237L55 238H53V236H51ZM194 234V235H193ZM235 234V235H234ZM30 235H33L32 233H30ZM29 235V236H30ZM40 235V234H39ZM117 235V234H116ZM252 235H254V236H252ZM259 235H262V234H259ZM7 236V235H6ZM115 236V235H114ZM195 237L194 239H192L191 237ZM252 236V237H251ZM2 237H3V235H2ZM2 237H0V239L2 238ZM5 237V236H4ZM51 237L53 238V239H55V240H51ZM78 237V238H77ZM111 237V236H110ZM188 237V239L190 238V239H192V241L191 240H189V241H191V242H193V240L195 241V242H193V244L191 243V242H189V241H186L187 239L186 238ZM198 237V238H197ZM234 237L233 238H231V239H234ZM7 238L9 239V240H11L8 236H7ZM20 238V237H19ZM30 238H33V237H31L30 236ZM29 238V239H30ZM62 238H64L63 236H62ZM67 238H65L66 240H67ZM115 238H116V236H115ZM184 238V239H183ZM196 238H197V240H196ZM225 238H224V240H225ZM7 239V240H8ZM15 238H13L12 240H14ZM49 239V240H48ZM59 239V238H58ZM80 239V238H79ZM80 239V240H81ZM82 239V240H83ZM107 239V241H105ZM117 239V238H116ZM115 239V240H116ZM117 239V240H118ZM123 239V240H124ZM153 239H155V240H162V243H160L159 241L157 242V241H154L153 242ZM264 238L262 237V238H260V239H258L259 241H257L256 243H257V245H259L262 241V243H261V245L264 243V240H263ZM25 240V239H24ZM48 240V241H47ZM73 240V239H72ZM109 240H111V239H109ZM113 240V239H112ZM252 240H254V242L252 243L251 241ZM256 240V241H255ZM14 241H16V239L14 240ZM14 241H13V243L12 242H6L5 244H7V246L9 247V249H10V247H12L11 249L12 250H14V249H16L17 248V246H16V244H15V247L16 248H14V246H11V245H13L14 244ZM21 241V240H20ZM39 241H37V243L39 242ZM52 241V242H51ZM60 241H62L61 239H60ZM30 242V241H29ZM73 242H74V240H73ZM76 242V241H75ZM82 242V241H81ZM80 242V243H81ZM117 242V241H116ZM241 242L243 243V245L241 244ZM258 242H259V244H258ZM33 243V242H32ZM60 243V242H59ZM111 243H113V242H111ZM256 243H255V246H256ZM9 244V245H8ZM11 244V245H10ZM58 244V243H57ZM56 244V245H57ZM124 244V243H123ZM30 245V244H29ZM77 245V244H76ZM107 245H108V243H107ZM222 246L221 248H217L216 246ZM240 245H242V247L240 248ZM248 245V244H247ZM250 245V244H249ZM261 245H259L258 247H259V249H258V251H260V252H258L260 255H261V252H262V247L263 246H261ZM70 246V245H69ZM89 246V245H88ZM244 246H246V244L244 245ZM21 247V246H20ZM46 247V248H45ZM56 247H58V248H56ZM214 247H216L217 249H219V251L216 249V248H214ZM233 247V249H231ZM238 247V248H237ZM249 247V246H248ZM257 247V248H258ZM3 248V247H2ZM22 248V247H21ZM250 248V247H249ZM8 249V248H7ZM17 249H19V248H17ZM23 249H24V247H23ZM30 249V248H29ZM36 249V248H35ZM116 249V250H115ZM119 249V250H118ZM216 249V250H215ZM220 249H222V250H220ZM231 249V250H230ZM243 249H244V247H243ZM242 249V250H243ZM261 249V250H260ZM22 250V249H21ZM92 249H89V251H91ZM131 250H133L134 252L132 253V251ZM233 250V251H232ZM240 251V254L241 255H245V252H244V254L242 253L243 251ZM2 251V250H1ZM15 251V250H14ZM88 250L86 251V252H89ZM231 251V252H230ZM235 252V255H237L238 253H239V251L238 252ZM244 251H247V250H244ZM250 250L248 249V252H249ZM75 252V251H74ZM253 252V251H252ZM35 253V252H34ZM77 253V252H76ZM3 254V253H2ZM15 254V253H14ZM36 254V253H35ZM55 254H56V256H55ZM124 254V255H125ZM239 254V255H240ZM254 254V253H253ZM253 254H250L251 255V257H252V255ZM259 254H255L256 256H257V258H259ZM263 255H264V253H262ZM16 255H17V253H16ZM115 255V256H116ZM127 255V254H126ZM233 255H234V253H233ZM247 255V254H246ZM254 255V256H255ZM259 255V256H258ZM262 255V256H263ZM27 256V255H26ZM39 256V255H38ZM90 258H89V257ZM13 257H15V258H17V256H13ZM29 257V256H28ZM27 257V258H28ZM31 257H34V254L31 256ZM40 257H41V255H40ZM53 257V258H54ZM58 257V256H57ZM117 257V256H116ZM119 257V256H118ZM117 257V258H118ZM122 257V256H121ZM238 257V256H237ZM250 257V258H251ZM51 259V261L53 262H49V260ZM68 258V259H67ZM241 259V257H238V259ZM243 258V257H242ZM247 258L246 256H244V260H246V261H250V264H251V259H252V263H253V260H255L254 261V263L255 264H257V262L259 263H262L263 264V262L261 261V259H260V261H259V259H257V258H255V259H253V258ZM264 258V257H263ZM4 259V258H3ZM13 259V258H12ZM39 259V258H38ZM49 259V260H48ZM74 259V260H73ZM109 259H110V261H109ZM119 259V258H118ZM118 259H115V257H114V260H115V262H116V260H118ZM119 259V260H120ZM124 259V260H123ZM239 259V260H240ZM17 260V259H16ZM29 260H30V258H29ZM87 260V261H86ZM114 260H113V262H114ZM120 260V262H119V264H121V261ZM37 261V260H36ZM55 261V260H54ZM78 261H81V262H78ZM233 261H234V259H233ZM241 261H243L242 259L240 260V262ZM245 261V262H246ZM15 262V261H14ZM29 262V261H28ZM39 262V261H38ZM56 263H57V260L55 261ZM112 262V263H113ZM114 262V263H115ZM236 262H238V261H235L234 262V264H236ZM244 262V263H245ZM17 263V261L15 262V264ZM19 263H20V261H19ZM29 263H31V261L29 262ZM44 263V262H43ZM56 263H54V264H56ZM69 263V264H70ZM113 263V264H114ZM124 263V264H125ZM239 263V262H238ZM247 263V262H246ZM245 263V264H246ZM253 263V264H254ZM36 264V263H35ZM72 264V263H71ZM117 264V263H116ZM240 264V263H239Z\"/></svg>",
  "mask_w": 264,
  "mask_h": 264
}]
</instances>
